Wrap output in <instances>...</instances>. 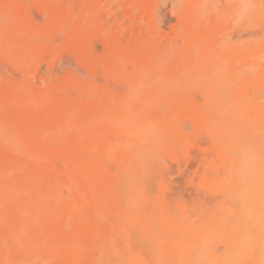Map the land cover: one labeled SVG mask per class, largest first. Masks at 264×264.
I'll return each mask as SVG.
<instances>
[{
  "label": "rangeland",
  "instance_id": "1",
  "mask_svg": "<svg viewBox=\"0 0 264 264\" xmlns=\"http://www.w3.org/2000/svg\"><path fill=\"white\" fill-rule=\"evenodd\" d=\"M5 5H6V7H5ZM21 6H22V8H21ZM0 12H1V14H3V17L6 16L5 19L9 15L8 16L9 19L7 18V20H4L7 23L3 22L4 23V29L2 30V35L7 36L6 34L10 30H12L10 32H13L12 33L13 35L11 34V37L12 36L13 37L10 39H11V41L12 40L14 41V42L12 41V44L11 43L9 44V45H12V47H14V49H13L14 51L12 50V48L10 51H7L4 49V46L0 45V47L2 48V49L0 48V93H1L0 94V117H1L0 121L1 120L4 121L6 123V125L9 127V128H6L7 126L5 127V125L3 124L4 125L3 128H5L6 131H9L10 132L9 134H13V132H16L18 134L20 133L21 136L23 135V138H21L20 135H18L20 138V139L18 138V140L20 142L10 141V140L7 142V143H10V145H11V143L14 144L11 148L9 147L10 149L5 145L3 146L2 142L0 141V147H1L0 148V158L2 159V160L0 159V164L2 166H4V168H9L11 166L9 164H12V163L16 164L18 166L20 164V167L23 166V168H24V164H25L26 165L25 169L26 168L28 169L29 165H30V167H32L31 169H29L30 172H28L27 170H25V172H22V171H24V169L22 168V171L20 173H18V175L14 176V180H13L14 182H12L14 195H16V196H14V205H13L14 208H13L12 215H11L13 218L12 220L14 221V224H15L14 228L17 230V229H19L18 227H21V229L24 230V232H25L24 238H23V236L21 237V234H20L21 239H19L17 237V235H19V234L15 233L16 237L18 238L17 241H15V239L12 237L13 238V244H18V242H20L19 246L14 245V255L15 256L18 253L20 255L22 254V257L25 256L24 249L26 250L27 249V248H25V247H27L26 245H29V246H32L36 249V251L33 253V257L35 256V258H36L35 264H47V263L50 264L52 261H53L52 262L53 264H58V263L63 264L64 261L66 262V263L64 262V264H76V263L81 264V261H82L81 258L83 259V257H84V263L82 262V264H138L137 261H131V260H129L130 258H126V255L124 254L128 245H131L130 242H136V243H141L143 246V249L145 250V252L143 250L142 257L140 258L142 261V264H149L150 263L149 259L152 260L154 262V264H180V259H181L183 254H182V251H179L177 248L170 249V250L166 249L167 251L163 250V249L160 251L157 250L158 252L156 251L157 255L155 257L153 256V252L155 250L152 252L150 251V245H152L154 243L156 244V246H159L158 244H161V245L162 244H168V243L176 244V242H178L177 238H179L180 233H163L164 235H161L160 233H141V230H140V233H125L126 237H125L124 241L119 243L120 238H118L119 237L118 234H122V233L117 234V233H113L112 231H113V229L116 230L115 228L120 230V227H121V229H122L124 224H123V221L121 219L119 220V222L116 221L117 219H116L115 215L117 214V212L113 213L114 215H112V213H111V211L114 210V206L116 203H115V201L113 202L114 199L113 200L110 199V198H113L112 195H114V192L111 193V191L107 188V181H108L109 174H110L109 169H110V167L111 168L114 167L113 162L110 166H108L107 162L104 163L105 161L104 162L102 161L103 157L100 159V157L95 156L93 158H94L96 163L94 162V164H93L92 163L93 158H89V156L86 155L85 152H83L85 150L86 143H88L90 141V139L100 137L101 139L104 140V138L106 139V137L108 138V137L112 136L111 130L110 131L108 130L109 129V127H107L108 125H106L107 130H105V126L103 128V126H101V124H99V126H97L98 124H96L97 127H95V122L100 117V114L104 113L102 111L107 110V111H105V113L107 112L108 115H110L111 114L110 112H112V110L115 109L116 103H117V101L115 99H117L119 97V95L123 92V89H124L123 81L121 78V74L126 73L124 70H126L127 73H131V69L132 70H136V69L141 70V68L144 72L145 71L147 72L148 70L150 71V73H148L149 72L148 71L146 74V72L143 73V71L141 70L142 77L144 79L143 80L144 84L142 86H143V88L145 86L144 91L146 92L144 97L146 96L145 100H146V98H148L147 99L148 102L150 104H152L150 106H153V103H154V107H156L157 110H158V106L160 104L159 101H162V99H163L164 102L163 101L162 102H163L164 106H162V108L159 109L160 111L158 110V112H160L162 114L164 113L163 116L165 115V111L168 112L169 111L168 109H173V107H175L173 109V111H171L172 113L169 111L171 116L168 114L169 113L168 112L166 114L167 117H164L165 119L169 120V119H171L170 117H173L175 120H178L179 119L178 116L182 117V115H183L182 119H185L186 117H188L189 111H191L192 109H194V111L196 112V114H195L196 116H194L193 119L189 120L190 122H192V124L189 123L190 127L187 129V130L191 131L193 128L194 131L192 130L191 133L189 131H186V130L179 132L176 129V131L179 132V135L175 131L174 136H173L174 138H172L173 140H171L169 142L170 144L168 143L167 146H169V147L171 145L177 144V146L174 145V146L170 147V148L173 147L175 149L172 148L173 150H171L169 148L171 151L175 150V152L173 154H172V152L170 153L172 156L173 155L174 156L172 157L169 154L167 147L164 149V152L166 151L167 155L165 152L162 155H160L161 157L159 156L160 157L159 161L161 162L160 163L161 166L160 165L159 166L162 168L164 167L167 170L168 175H164V177H162V175H157V177H156V174H155L154 175L155 182H152V180H151L152 183H156V184H154L156 187L153 186V184L151 185L153 187V190L159 189L158 191L155 190L153 192V194H155L154 195L155 198L156 199L158 198V199H157V204H156V200L154 199L155 204L152 203L153 208L149 204H147L146 206H147V208H149L150 211L153 210V211H151L152 216H154V214H156L157 212L164 214V215H162V217H164L163 218L164 220L163 219H161L163 221L159 220L160 223H163L165 221V218H166L165 214H168L170 211V206L171 207L173 206V205H170L171 202L169 201V199H170L169 195L171 192L168 191V189L170 190V187L173 188V186L176 187V190H180V189L185 190V187H186V189H189L190 187H192L193 190L196 192L197 188L196 189H194V188L197 187V184L199 182L198 180L203 175L202 171H204V170H201V168L206 169L204 166L206 165V167H208V165H210V163H211L210 160L215 159L214 156H216V152L214 150H216V149L213 148V147H215V145L213 144V147H211V150L209 149L210 146L212 145V143L208 139V135H207L208 133L207 134L205 133V132H208L209 129H211V131H212V129L215 130L214 128H216L217 132L213 131V133L215 132V134H217L216 136H218V141L222 140V141H220L222 144L225 142H226V144L228 143L227 141L231 138L232 135L230 136V134H227V133H231L232 130L236 129V131H235L236 133L234 131H232L234 133V135H236V137L238 135L237 134L238 132H239V134L242 133L240 135H244V137L242 136L243 137L242 141L245 140V141H243V143L246 145L245 151L247 148L251 149L250 151L247 149L249 152L247 151L248 154L246 152L245 155L247 154L246 156H247L248 161H249L248 165L253 166V169L248 166L250 168L251 172H253L254 170L256 171V172L254 171L252 173V175H255L257 173L256 175L261 176L262 174H264V161H263L264 160V139H263L264 138V130H263L264 128H262V127H264V124H263L264 121H262V119H264V116H260V115L264 114V107H263L264 102H262V99L264 100V98H263L264 97V93H263L264 92V88H263L264 85H263V87H261L262 86L261 84H264V77H263L264 76V69H263V67H264V61H263L264 60V54H263L264 53V51H263L264 50V0H0ZM17 13L19 14V16L17 15ZM6 14H8V15H6ZM15 15H16V17H15ZM10 16H11V18H10ZM199 17H201V18H199ZM89 18L91 21L89 20ZM188 18H190V19H188ZM16 19H17V21H16ZM9 20H10V22H9ZM193 21H195V23H193ZM188 22H189V27L187 26L188 29H190L194 25L190 29V31L186 28V25H188ZM196 22H197V24H196ZM10 23H12V24H10ZM9 24L12 26H9ZM77 24H78V27H76ZM207 25H209V26H207ZM213 25H215V26H213ZM21 26H23V27H21ZM98 26L100 27L101 31H100ZM201 26H203V27H201ZM14 27H16V29H14ZM83 27H85V28H83ZM86 27H89V28H86ZM194 27L198 30V31H196V33L191 31ZM7 28H10V30H8ZM30 28L32 29V31H30L31 30ZM195 28L193 30H195ZM181 29H182V31H181ZM186 29H187V31H186ZM38 32H39V35L37 36L36 34ZM81 32L84 34H81ZM182 32H184V34ZM190 32H192V34ZM180 34H182V35H180ZM201 34H204V35H201ZM212 34L214 36H211ZM18 35H20V36H18ZM40 35H42V36H40ZM78 35H79V37H78ZM186 35H187V37H188V35H189V37L191 36V39L189 38V41H190L189 43H188V39L186 40V38L184 37ZM26 36H27V38H26ZM43 36H46V37H43ZM174 36H176V37H174ZM182 36H183V40L185 39L186 41L182 40ZM209 36H211V37H209ZM218 36H219V38H218ZM75 37H78V38H75ZM79 38H81V39H79ZM136 39L138 42L136 41ZM192 39L195 40V43ZM208 40H210V42L206 43V42H208ZM145 41H147V42L145 43ZM198 41L201 42V44L204 46H202ZM253 41L255 43H257V45H259V46L257 47V45ZM130 42H131V44H130ZM133 42H134V44H132ZM250 42L252 45L249 44ZM258 42H261V43H258ZM142 43H144L143 46H142ZM182 43H183V46H181ZM198 43H199V45H198ZM76 44L80 45L79 50L81 49L82 51L77 50V53L76 52L74 53L72 50L69 51L71 49L70 47L72 46V48H74ZM138 44H140L139 47L141 46V48L138 47ZM145 44H147V46H144ZM193 44H197V45L193 46ZM207 44H208V46H207ZM218 44L219 45L223 44V45H221L222 49L220 46H218V47H220L221 51L217 47ZM247 44H248V46H247ZM109 45H111V46H109ZM134 45L136 46L137 49H135ZM148 46H149V50L151 49L150 51L148 50ZM179 46L181 49L179 48ZM198 46L199 47L201 46L202 48L200 47V49H198L197 48ZM244 46H246V47L244 48ZM21 47H23V48H21ZM81 47L82 48L84 47V48L82 49ZM177 47H178V49H177ZM185 47H186V50H185ZM210 47H212L211 48L212 50L210 49ZM213 47H214V50H213ZM124 48L125 49L127 48L128 51L124 50ZM32 49H33V51H32L33 53L31 51H29ZM114 49H115V52H114ZM121 49H122V51H121ZM141 49H143V50L147 49V50H144L145 54L143 53V51ZM152 49L154 51H152ZM197 49H198V51H196ZM209 49H210V51H209ZM239 49H241V50H239ZM85 50H86V52H84V53H86V54L84 55L82 52ZM118 50H119V52H118ZM157 50H159V52ZM176 50H177V52H175V53L177 56L173 53ZM181 50L182 51L184 50L186 52H184V51L182 52ZM191 50H192V52H193V50H195L194 53H192ZM255 50H258V51L255 52ZM3 51H5V52H3ZM111 51L114 54L112 56L110 55V57H109V54L112 53ZM132 51H135L137 53H134ZM205 51H207V54L205 53ZM240 51L242 52V54L243 53L244 54L242 55ZM246 51H248V52H246ZM261 51H263V52L260 53ZM80 52L84 55V58H86L88 55L89 57H87V58L92 60L90 63L86 64V66L87 65L89 66V64L91 66L92 64H94L96 62V66L93 65L94 67L93 66H91V68L89 67L90 68L89 71L87 70L88 68L84 67L85 68V69H83L84 74L81 77L82 79L80 78V81H79V83L83 85L81 87L84 88L85 83H89L88 81H89V79L91 80V78H92V81L94 80V78L98 79L99 83H100L94 89L93 88H85L84 92H83V90H80V88H78L79 86L76 87L74 84L71 83V81H70L71 72L67 68V66L65 67V65H64V61L67 58H70L74 61H78L79 60L78 57L81 54ZM87 52H88V54H87ZM108 52H109V54H108ZM138 52H139V54H138ZM151 52H152V54H151ZM188 52H191V53H188ZM227 52L228 53L230 52L229 53L230 55ZM119 53H121V54H119ZM195 53H197V54L200 53V55L196 54V56H195L194 55ZM215 53H216V55H215ZM238 53H239V55H238ZM118 54H119V56H118ZM173 54L175 56V59H174L175 61L173 60V58H174ZM180 54H181V56H180ZM256 54H259V56L257 57ZM114 55H117V56H114ZM132 55H136V56L139 55V56L136 58L135 56L133 57ZM178 55H179V57H178ZM192 55H194V56L192 57ZM124 56H125V58H124ZM130 56H131V58H130ZM163 56L167 57V59L165 58L166 60H164ZM168 56L170 58H171V56H173V58L171 59L172 62L170 64L167 63V65H169L168 67L164 65L163 69H161V63L160 62H163L162 65L166 64L164 62L168 61ZM201 56H203V58ZM225 56L227 59L225 58ZM239 56H240V58H239ZM117 57L118 58L120 57V59H118ZM132 57H133V60H132ZM194 57H196L195 58L196 62L194 61ZM211 57H213V58L211 59ZM215 57L218 59V61ZM251 57L252 58L256 57V58L252 59ZM96 58H97V60H96ZM184 58H186V59H184ZM188 58H189V60H188ZM249 58H250V60H249ZM89 59H87V62ZM124 59H125V61H124ZM134 59L137 62H135ZM239 59H242L244 61L242 62V60H239ZM254 59H256V60L254 61ZM126 60L128 62H126ZM162 60H164V61H162ZM203 60H205V62ZM221 60H223L224 62H222ZM231 60H232V62H231ZM235 60L237 61V63ZM248 60L250 62H252L253 64H257V65L255 66L252 63H251L252 66L250 65V63L247 65V63H245V62L246 61L249 62ZM259 60H261V61L259 62ZM110 61H111V63H110ZM112 61L113 62L115 61V63H113ZM179 61L182 64H180ZM200 61H202L203 63ZM233 61H235L236 64L233 63ZM262 61H263V63H262ZM85 62H86V60H85ZM168 62H170V59ZM217 62H218V64H217ZM225 62H226V64L224 66L223 63H225ZM134 63L136 64V67H135V65H134V67H132ZM157 63H160V64H157ZM231 63H232V65H231ZM81 64H82V62H81ZM110 64H111V66H109ZM152 64H154V65L156 64V65L160 66V67L157 66L159 69L156 67V65H155L156 70L151 69L152 67L154 68V65L152 66ZM214 64L216 67L217 66L218 67L216 68L214 66ZM221 64H222V68H223L222 71H221ZM233 64H235V66ZM238 64L242 68H240ZM113 65H115L116 67ZM149 65L152 67H150ZM176 65H177V68H176ZM183 65H184V67L186 65L185 69H184ZM205 65L208 66L209 69H208V67H205ZM258 65H259V67H258ZM119 66H122L121 67L123 70L122 73H120L122 70H121V68H119ZM180 66H181V68H180ZM197 66L199 69L197 68ZM227 66H228V69H227ZM233 66H234V68H233ZM247 66L249 67L250 70L248 69ZM261 66H263V67H261ZM95 67H97V68H95ZM111 67H113L114 71L116 70V74L113 70H111L109 72L110 73L112 72V74H114V75L111 74L112 75L111 76L108 73L105 76L104 75L105 72L107 73ZM229 67H230V69H229ZM94 68H95V70H94ZM133 68H136V69H133ZM144 68H145V70H144ZM178 68H179V73H178V70L176 71V69H178ZM214 68H216V70ZM232 68L234 70H232ZM243 68H245L244 69L245 72L246 71L248 72V73L246 72L247 78H244V80H243V77H246V76L243 73L244 71L242 72ZM237 69H240V70H237ZM119 70H120V72H118ZM230 70H232L233 72H231ZM236 70L239 72L235 73ZM258 70H259V72H258ZM155 71H157V72H155ZM170 71H171V73H170ZM186 71H188V72H186ZM89 72H90V74H89ZM180 72L182 74V77H181ZM187 73H188V75H187ZM242 73L244 76H242ZM258 73L260 74V76L258 75ZM117 74H120V75H117ZM183 74H184V76H183ZM220 74H222V76L224 75L223 76V82H225V83L223 85H222L223 82H221V84L219 83V81L222 79V76ZM235 74H237V76ZM238 74H240V75H238ZM252 74H254V78L252 77L253 76ZM89 75H91L92 77ZM148 75H150V76H148ZM212 75L214 77H212ZM232 75L234 76V78ZM66 76L68 77L67 79H66ZM118 76H120L119 79H118ZM151 76L153 78V81H152ZM179 76H180V78H179ZM187 76H189V77L187 78ZM203 76L205 77V79L206 78L207 79L206 80L204 78L201 79V77H203ZM238 76L240 78H238ZM111 77H112V79H110ZM229 77H231V78L228 79ZM106 78L109 80H107ZM116 78L118 79V81ZM167 78H169V79H167ZM176 78H177V80H176ZM197 78H198V80H197ZM68 79H69V81H67ZM83 79L86 81H84ZM120 79L122 81V82L120 81L121 83L119 82ZM154 79H156V83L154 82ZM181 79L184 80V81L182 80L183 82H185L184 84H183V82H181ZM192 79L195 81H193ZM237 79L240 80V83L243 86L238 83L239 80H237ZM256 79H259V80L261 79V81H259V83H257L258 81ZM208 80L212 81V82H210V83H212V85L210 83L203 82V81H208ZM233 80H234V83L236 80L238 81V82L236 81V83H238L237 85H236V83L234 84L237 87L233 86ZM81 81H82V83H81ZM106 81H107V83H106ZM115 81L117 82V84L119 82V84L117 85ZM108 82H109V85H107ZM145 82L148 85H151L150 84L151 82L154 83L155 86L154 85H152V86H153V88L154 87H156V88H154V90H153V88L151 86H147V84ZM167 82H169V83L174 82V83L168 84ZM176 82H177V86H176ZM190 83H191V85L195 83V85H192L190 87ZM202 83H204V88H203ZM218 83H219V86H218ZM156 84H158V85H156ZM160 84H162V85L164 84V85L163 86L161 85V87H160ZM199 84H200V89L198 88ZM206 84L207 85L210 84L209 87H207ZM253 84H255V86L257 85L256 87H254L256 90L251 88L254 86ZM165 85L169 87V88L167 87V90H166ZM183 85H185V86H183ZM238 85H240L239 86L240 88L238 87ZM107 86L111 87L110 92L112 94L109 93V90H108L109 88L107 89ZM157 86H159V87L157 88ZM178 86H180V88H178ZM216 86H218V87H216ZM86 87H89V86H86ZM105 87L107 89L106 93L108 92V95H106L104 93L105 94L104 100H105V97L106 98L108 96L109 97L107 98V100H105L106 103L104 105L105 101L103 100V96H101L102 98L100 97V94L103 92ZM206 87H207V92L204 91L205 95H206L205 96L204 93H202V92H203V90L206 89ZM219 87H220V89H219ZM247 87H248V89H247ZM113 88H114V90H112ZM173 88H174V90L172 91ZM193 88H194V90H196V91L198 90L199 92L195 93ZM244 88L247 89V96H248V93L250 95V92H251L250 96H248V97L245 96L246 91L242 92L243 90H246ZM260 88L262 89L261 93H260ZM120 89H122V91ZM155 89H157V91ZM159 89L161 90V92L159 91ZM181 89H183L182 94H181V92H179ZM211 89H212V91H211ZM216 89H217V92H215ZM234 89H236V90L239 89V90H237V91L235 90L236 92H234ZM251 89H253V90H251ZM101 90H102V92H101ZM115 90H117V91L115 92ZM148 90H149V92H148ZM192 90L194 91L193 94L191 92ZM240 90L242 93H239ZM4 91H5V93H4ZM7 91L9 93H7ZM153 91L155 92V94ZM218 91L219 92L221 91L220 95H219ZM256 91L257 92L259 91L258 92L260 94L259 97H258V93L256 95V93H255ZM36 92L37 93L39 92L40 94H37ZM118 92H120V94ZM165 92H167L166 93L167 95L163 94ZM183 92H184V94H183ZM189 92H190V94H187V97L183 96ZM200 92L202 93V95L200 94ZM262 93H263V95H262ZM3 94H5V95H3ZM172 94H175V95L169 97V95H172ZM194 94H195V96H192ZM213 94L215 95L216 99L217 98L219 99V100H217V102H219V103H217L216 100H211L214 97ZM222 94L224 95V97ZM225 94H228L229 96L226 97ZM11 95H13V97ZM62 95H64L65 97ZM67 95H68V97H67ZM92 95H94V96H92ZM147 95H148V97H147ZM40 96H41V98H40ZM174 96H177V98H178L177 100H175V101H177L176 103H178L180 101L182 102L184 100V102L185 101L186 102L183 104H185V106H186V104H188V107H189V105H190V107L192 106L191 108L189 107L191 110H188L187 106L186 107L183 106V108L185 107V110L182 107H181L182 109H179L180 106L183 105V104L180 105L181 103H179L180 106H178L176 103H174L172 105V108H171V106H169L168 104L170 103V101L175 102L172 100V99H175ZM182 96L184 97V99L182 98ZM204 96H205V98H204ZM219 96H222V97H219ZM239 96L241 97V99H243V102L241 101V99H239L240 98ZM252 96L253 97L257 96V97H255V99L252 100ZM260 96H262V97H260ZM26 97H27V100H26ZM36 97H39V98H36ZM206 97H208V98H206ZM233 97H236V98H234V100H233ZM19 98L21 99V101ZM29 98H30V100H29ZM112 98L115 100L116 103L114 101H112L113 100ZM160 98H161V100H159ZM220 98H222L221 102L223 100L222 103L220 102ZM79 99H83V100L79 101ZM91 99H93L94 101ZM207 99H209L210 105L208 104ZM235 99H236V101H235ZM248 99H250V101ZM44 100H45V103L42 104ZM95 100H96V102H95ZM150 100H152V101H150ZM254 100H256V101H254ZM258 100H259V102H257ZM201 101H202V103H201ZM238 101H241V102L238 103ZM102 102H103L104 106L100 105ZM112 102H113V105L110 107ZM162 102H161V104H162ZM87 103H89V104H87ZM232 103H233V105H232ZM234 103L236 105L239 104V106L238 105L234 106L235 105ZM242 103H244V104H242ZM259 103L262 105V107ZM161 104L159 107H161ZM221 104L224 108H222ZM64 105H65V108H63ZM106 105L109 106L111 109L109 107L105 108ZM199 105L203 106V107H201V109L203 111L201 109H199V107H200ZM230 105L234 106V107H231ZM33 106H34V108H33ZM42 106H43V108H42ZM247 106H248V108H247ZM166 107L168 109H166ZM235 107L237 109H235ZM239 107H240V109H239ZM219 108H220L221 112H219L220 111ZM256 108H258V109H256ZM46 109H48V110L46 111ZM57 109H58V111H56ZM177 109L180 110L181 115L179 114L180 112ZM243 109H244V113H246V116L242 113ZM246 109L247 110L249 109V110L247 111ZM261 109H263V110H261ZM51 110H53V111H51ZM73 110H74V112H73ZM161 110H162V112H161ZM187 110H188V113H187ZM199 110H201L202 112ZM259 110H260V112H259ZM64 111H65V113H64ZM108 111H110V112H108ZM206 111H210V113H212V115H214V116L213 117L207 116L206 114L203 113ZM215 111H216V113H215ZM261 111H263V113ZM46 112L49 113V116H48V114L46 116ZM59 112H60V114H59ZM23 113H24V115H23ZM215 114H218L219 116H217ZM176 115H177V117H176ZM203 115L204 116L206 115L205 117H209L210 120L214 119V124L212 122V125H214L212 127H214V128H210L211 122L208 123V127L206 128L207 131L204 129V127H201L200 124L195 123V122H197V116L199 117L198 119H200L201 117L205 118ZM208 115H210V114L208 113ZM222 115L224 116V118L222 117ZM225 115H226V118H225ZM227 115L230 117V119L228 121H227V118H229V117H227ZM216 116L218 118H220L221 120L225 119V120H223V124H222L221 120L218 121V118ZM239 116H241L242 119ZM247 116H248V118H247ZM257 116H259V117H257ZM40 117H42V119H40ZM83 117H85V118H83ZM96 117H97V119H96ZM5 119H6V121H5ZM252 119H254V120H252ZM258 119H260V120H258ZM33 120H34V122H33ZM192 120H194V121H192ZM234 120H235V123H234ZM246 120H247V122H246ZM248 120H250V121H248ZM31 122H33V123H31ZM51 122H54V123H51ZM207 122H209V121H207ZM219 122L221 123V125ZM232 122H233V124H232ZM253 122L255 125L253 124ZM42 123H43V126L41 125ZM215 123H217V125H215ZM240 123H241V125L242 124H244V125L241 126ZM259 123H260V125H259ZM105 124H107V123H105ZM228 124L230 125L231 128L226 127V126H229ZM40 125H41V127H39ZM192 125H193V127H192ZM198 125L200 126V128ZM223 125H224L225 129H224V127H222ZM248 125H249V127H248ZM256 125H258V126H256ZM218 126H220V128ZM28 127L32 128V129L29 128L30 129L29 130ZM257 127H258V129H257ZM198 128L200 129L199 133H198ZM226 128H228V129H226ZM246 128H247V130L249 129L251 131H249V130L246 131ZM254 128L257 130H255ZM195 129H196V131H195ZM219 129H221L222 131L221 130L219 131ZM229 129H231V130H229ZM10 130H12L13 132ZM41 130H42V132H41ZM224 130H227L226 134L230 136L229 138H227L228 137L227 135H226L227 137L225 136ZM242 130H244V131H242ZM103 131H104L105 135H104ZM185 131H186V133L189 132V133H187L188 136L190 137L189 139H188V136L185 135V133H184ZM218 131L221 134V136L219 135ZM257 131H259L260 133H258ZM202 132H203V135H202ZM250 132H254V133L249 134ZM66 133H67V135H66ZM180 133L182 136L180 135ZM34 135H36V136H34ZM74 135H75V137H74ZM183 135H184V139L182 138ZM204 135L207 137L205 138ZM31 136H33V137H31ZM79 136L82 137V140H79L80 139ZM180 136H181L182 140L180 139ZM201 136H204V138H202L203 141H204V139H206V141H204L205 143L206 142L208 144L211 143V145L209 144L210 146H207L208 145L207 143H206L207 145L202 144L203 143L202 140L200 141L202 143L198 142V140L201 138ZM224 136L227 139V140L225 139L226 141L224 140ZM177 137H179V138L177 139ZM185 137L187 139H185ZM254 138L255 139L257 138V139L255 140ZM41 139H43V140H41ZM179 139H180V141H179ZM195 139H196L197 144L199 143L205 147L206 146L209 147L208 150H210L211 153H212V148H213V152H215L214 153L215 155L212 153V156L213 155L214 156L210 159L211 156H209L207 154L209 156L210 160L208 161V156H206L207 160L205 157L203 160L200 161L201 168H200V165L198 163H196L195 164L196 167L194 166V169L191 168L192 169L190 172L191 174H188V173H185V170L179 169L180 168L179 164L181 161L179 160L180 161L179 162L176 159H180V157H183L184 158L183 162H186V164L183 163L181 165V168L183 167V165L188 167V165L190 164V162H192V160H190L189 157L187 158V156H184V155L186 154V151H190L189 150L190 148H191V150L194 149L193 146H195V144H196ZM260 139L261 140L263 139V140L261 141ZM35 140H36V142H34ZM103 140L101 141V143H103ZM172 141H173V143H172ZM181 141H182V143H181ZM251 141H252V143H251ZM259 141H261V142H259ZM178 143H179V146H178ZM190 144H192V145H190ZM197 144H196V147H199L202 149V150L199 149V150H201L200 153L207 152V148H203L202 145L200 146L199 144L197 146ZM183 145H184V147H183ZM178 147H179V149H177ZM79 148H80V150L82 149V152L84 154L82 152H79L80 151ZM74 150H76V152ZM194 150L196 152H198L197 148ZM19 151H20V153H19ZM210 151H208V152L210 153ZM30 152L32 153V155L33 154L34 155L32 156ZM250 152H251V154H249ZM23 153L25 154V156ZM79 153H81L80 156H82V157H78ZM176 153L179 154L178 158H175V156L177 157ZM252 153H253V155H252ZM36 154H38V155H36ZM255 154L258 158L255 156ZM84 155L87 156V159H86V157H83ZM71 156H74V159H72ZM70 157H71V159H70ZM77 157L80 160L86 159V161L88 160L89 162L85 161L86 163H84L83 162L84 160L80 161L79 159H77ZM249 159H252V160H249ZM76 160H77V162H76ZM155 160H158V159H155ZM11 161H12V163H10ZM65 161H67L68 164L70 163L71 168H69L67 166V163L65 164ZM74 161H75V163H74ZM79 161H80V163H79ZM177 161L179 162V164H176ZM250 161H252V162H250ZM3 162L6 163V165ZM162 162L164 163V165H162L163 164ZM188 162H189V164H188ZM77 163L80 164L79 166H81L84 163L82 165L83 166L82 168H84V165H85L86 166L85 168L88 171L85 170L86 172L84 171L85 172L84 173L82 171L84 169H82L81 167L80 168L82 170L81 169L77 170V169H79L77 167L78 165L76 166ZM88 163H90V164L88 165ZM203 163H204V165L202 166ZM98 164L99 165L101 164L100 167H103V166L106 167V165L109 167V168L107 167L108 168L107 171L109 173L107 171L102 172L103 174L105 172V174L107 176L104 174L103 177L101 178L102 174L100 173L101 172L100 170H102V169H100V167H99V171H100L99 172L100 177H99L98 166H97ZM167 165L169 168L167 167ZM177 165H179V166H177ZM198 165H199L200 169L197 167ZM73 167L75 169H72ZM87 167H89V169ZM105 167H103V168H105ZM183 168H186V167H183ZM172 169H175V171ZM186 169H188V168H186ZM196 169H197V172L195 171ZM66 171H68V172H66ZM69 171H72V172H69ZM78 171L79 172L81 171V172L78 173ZM95 171H97V172H95ZM172 171H174V172L172 173ZM180 171H182V173ZM199 171L202 172V175L200 174L201 172L198 173ZM258 171L261 172L260 173L261 175L258 174L259 173ZM193 172H195L194 177L191 176V175H193ZM178 173L181 176H179ZM62 174H63V177H62ZM171 174H172V176H171ZM182 174H183L184 178L182 177ZM186 174L189 175L190 177L186 176ZM196 175L200 176V177L199 178L197 177L198 180L195 181L196 182V186H195L194 185L195 183H193L194 179L192 180L191 177L195 178ZM69 176H71V177H69ZM87 177L88 178L90 177V179L92 178L93 181L89 180ZM32 178H34V179H32ZM71 178H72V180H71ZM162 178H163L162 181H164V183L161 182L160 185L157 184L161 181L160 179H162ZM164 178L166 179V181L168 180L169 183L170 182H171V184L174 183L173 186L169 185L170 187L168 189L162 190V192L166 190L165 192H163L165 194V196H166V193L168 192L167 197H169V198H166L167 200H165V201L163 200V198H161L162 193L160 192L161 189L165 187L164 184L166 181ZM84 179H85V181H84ZM100 179L103 180V182H101ZM152 179H153V176H152ZM183 179H185V180H183ZM35 180H37V181H35ZM69 180L73 183H72V186H70L68 189L67 187L69 185H71V184H69L70 183ZM158 180H160V181L158 182ZM63 181H64V183H63ZM86 181H87V184H86ZM23 182H24V184L20 185V183H23ZM25 183H28V184H25ZM55 183L58 185H55ZM169 183H166V186H168ZM74 184H75V187H73ZM162 184H163V186H162ZM60 185L62 187H60ZM183 185H185V186H183ZM19 186H21V187H19ZM92 186H94V187L97 186V187L94 188ZM30 187H32V189ZM33 187H34V189H33ZM72 187H73V190H75L76 192L72 190ZM93 188H94V190H93ZM192 188H190V189H192ZM53 189H56L57 191H55ZM95 189H96V191H95ZM198 189L202 190L200 188H198ZM198 189H197V191H198ZM59 190L61 191L60 193L58 192ZM37 191H38V193H37ZM51 191L53 194L51 193ZM94 191L96 192V195L93 194V193H95ZM97 191H98V193H97ZM15 192H16V194H15ZM107 192H108V194H107ZM20 193H23L22 195H24L25 198L24 197L21 198L22 195ZM69 193H70V195H69ZM80 193H81V195L82 194L83 195L81 196ZM104 193H105V195H104ZM35 194H36V196H41L42 200L44 199L43 197H48V196H50V198H52V199L49 201H48V199H50V198L44 199L45 201H47L46 202L47 205L44 203L45 202L44 200L41 202L42 205L40 203H39L40 205H38L37 204L38 198L37 197L35 198ZM59 194L61 195L60 196L61 199H63L65 196L68 195L69 201H70L69 202L70 207H68L69 206L68 205L67 208H64L67 205L66 201L68 198L65 199L66 198L65 197L64 200H66V201L64 202V200H62L63 201L62 202L61 199H58ZM55 196H56V198H55ZM109 196H110V198H109ZM82 197H87L88 202L84 201V203H83L81 201V203H82L81 204L79 201ZM95 197H97V198H95ZM103 197H105V198L108 197L110 199V200L107 199V201L111 202V203L108 202V204H111V206L109 205V207H111V209L106 207L108 205L107 203H106L107 205H105V207H103L105 202H106V201H104L106 199ZM41 198L39 197V200ZM76 198H77V200H74V202L75 201H78V202L77 203L75 202V206H74L75 209H78L80 211L81 210L85 211V213H88V210L91 209L93 214L94 215L96 214L95 215L96 217H95V216H93L92 212L90 211L91 214H89V216L87 214L84 217V212H83L81 214V217L83 216L82 217L83 221L80 222L81 226L78 225V227L76 226L77 225L76 219L78 217L76 218L74 216L75 214H72V212L74 211V213H76V215L78 213H77V211L75 212L74 208H73L74 210L72 209L73 211L71 212V208L74 205L73 199H76ZM102 198H103L104 204L101 203V202H103L101 200ZM33 199H37V200L33 201ZM56 199L59 200V201L57 200L59 203L56 201ZM160 199H162V201H164V204L162 203V201H161L162 205L159 204ZM158 200H159V202H158ZM35 201H37L36 205L34 204ZM85 202H87L88 205H86L87 203H85ZM169 202H170V204H169ZM60 203H62V205H64V206H61V208H58L59 207L58 204H60ZM55 204H56V207L54 208ZM76 204H78V207L79 206L80 207L76 208L77 207ZM29 205H31V207ZM45 205L49 206V207H46ZM90 205H91V208H90ZM148 205L151 206L152 209H150V207H148ZM157 205H159L158 206L159 208L161 206H163L164 207L163 210H161L162 208H160V210H159ZM35 206L37 207V213H38V214H34L35 216H37L36 218H35V216L33 217V214H32L33 211L34 212L36 211ZM43 206H45V208H43ZM117 207L118 206H116L114 211H116ZM138 207H143V205L138 206ZM134 208L138 209L136 207H134ZM157 208H158V210H157ZM14 209L16 211H14ZM55 209H57V210L55 211ZM140 209H142V208H139V210ZM165 209H166V212L164 211ZM167 209H169V210H167ZM109 210H111V211H109ZM139 210L138 211L135 210V212L137 213V212H139ZM171 210H172V208H171ZM18 211L21 213V216L23 214H26V215L25 216L23 215L22 217H20V214ZM144 211L146 213L149 212L148 209H147V211L146 210H144ZM155 211H156V213H155ZM30 212L32 215L30 214ZM45 212H48L53 217L58 215L59 220L57 219L58 216H56L55 217L56 222H54L53 221L54 218L51 217V219H49L50 216H48V218H47V216H45V215H49V214H45ZM131 212L133 214L135 213L132 211V209L130 211V214H131ZM190 212H193V210L190 211V209H189V213ZM28 213H29V215H28ZM151 213H148V215L150 214L149 216H151ZM53 214H55V215H53ZM98 214H100V215H98ZM103 214H105V216ZM193 214H194V212H193ZM193 214L190 215L191 218L193 220H194V218L197 220V217H194L195 214L194 215ZM39 216H41V217H39ZM72 216H74L75 218L71 219ZM97 216H98V218H97ZM31 217L35 219L36 223H35L34 219H32ZM81 217H79V218H81ZM86 217L88 219H86ZM113 217H114V220H112ZM94 218L95 219L97 218V219L95 220ZM45 219H46V221H45ZM134 219H140V217L139 218L136 217ZM50 220L53 221L54 225H52V223H50V222L48 223V221H50ZM80 220L81 219H79V221ZM31 221H32V224H29ZM58 221H60V222H58ZM79 221H78V223H79ZM90 221H91V223H93L94 225L97 226V228L96 227L94 228V231H93L94 233H87L86 232L87 227L90 224ZM134 221H136V220H134ZM42 222H43V224H41ZM44 222H46L45 224H47V227L45 226ZM16 223H17V225H16ZM55 223H56V226H55ZM58 223L60 225H58ZM119 223H121V224H119ZM193 223H194V221H193ZM34 224L36 225L35 227H34ZM38 224H41V226ZM50 224L53 226L52 229H50V227H51V226H49ZM83 224H86V225L82 226ZM38 226H40L41 229H39ZM42 226L45 227V229H46V230L44 229L45 232H44ZM57 226H59L60 228L59 227L57 228ZM68 226H70L69 233H68V228H69ZM37 227H38V229H36ZM76 228L77 229L80 228V231H85V233L84 232L80 233V231L77 230ZM81 228L84 230H81ZM71 229L73 231L72 235L70 233ZM75 229H76V232H75ZM40 230H42L44 233L42 231H41V233H39ZM99 230H100V232H99ZM6 234L10 235V233H6ZM6 234L3 233L4 237L6 236L7 238H9V236H7ZM109 234L110 235L113 234V235L110 236ZM70 235L72 236L71 239H69ZM95 235H96V237H95ZM116 235L118 237H116ZM77 236H78V238H77ZM93 237H94V239H93ZM85 238H87V239H85ZM112 238H114V239H112ZM108 239L109 240L112 239V240H110L111 243ZM63 240H65V241H63ZM14 241H15V243H14ZM70 241H72V242L76 241V243H78L77 245L80 248L79 252L74 254V252H76V251L71 249V245H74V244H71ZM105 241H107V242L109 241V243L107 244V243H105ZM101 243L104 245L102 246ZM115 243L119 244L116 246L118 249H121L119 251L123 250V252L119 253V251H117L115 253V255H113L114 257L111 256V258H107L104 260L102 259L103 261L100 262V256H99L100 252L102 253V251L107 250L106 248L108 247V245L110 247L111 244L113 245ZM22 245H23V249L20 247ZM48 245L51 246L50 248L56 246V248H52L53 249L52 254L55 253L56 255L54 254L55 255L54 257H53V255H51L52 256L51 262H47L48 260L46 262L43 261L44 254H45L44 248H46ZM83 245H85V246H83ZM83 247H85V248H83ZM109 247H108V249H109ZM66 248H67V250H66ZM85 249H86V251H85ZM54 250H55V252H54ZM19 251H22L23 253H20ZM61 253H62V255H61ZM77 254H79V255H77ZM65 255H66V258H65ZM72 255L75 257H73ZM56 256H57V259L55 260ZM85 257L87 259H89L90 261L87 260ZM77 258H79L81 261L78 260ZM48 259H50V258H48ZM58 259H61V261ZM63 259H64V261H63ZM91 261H92V263H91Z\"/></svg>",
  "mask_w": 264,
  "mask_h": 264
},
{
  "label": "bare ground",
  "instance_id": "2",
  "mask_svg": "<svg viewBox=\"0 0 264 264\" xmlns=\"http://www.w3.org/2000/svg\"><path fill=\"white\" fill-rule=\"evenodd\" d=\"M3 2V1H2ZM4 5V4H3ZM51 5V4H50ZM5 7H6V5H5ZM21 8H22V6H21ZM6 11V10H5ZM6 13V12H5ZM64 13V12H63ZM16 14V13H15ZM61 14V13H60ZM6 15H8V14H6ZM17 15L19 16V14L17 13ZM9 16V15H8ZM8 16H7V18H8ZM62 16V15H61ZM195 16V15H194ZM5 17L6 16H4L3 17V14H1V12H0V45L1 46H4V49L5 50H7V51H10L11 50V48H12V50L14 49V47H12V45H9L10 43L12 44V41H11V39L10 38H12L11 37V34L13 33V32H10V31H12V30H10V28H7L8 30H10L6 35L7 36H3L2 35V30L4 29V23L3 22H5L4 20H7V18L5 19ZM15 17H16V15H15ZM87 17V16H86ZM203 17V16H202ZM10 18H11V16H10ZM58 18V17H57ZM93 18V17H92ZM198 18V17H197ZM199 18H201V17H199ZM9 19V18H8ZM13 19V18H12ZM87 19V18H86ZM188 19H190V18H188ZM11 20V19H10ZM10 20H9V22H10ZM21 20V19H20ZM89 20H90V18H89ZM97 20V19H96ZM14 21V20H13ZM16 21H17V19H16ZM84 21V20H83ZM88 21V20H87ZM91 21V20H90ZM82 22V21H81ZM80 22V23H81ZM5 23H7V22H5ZM19 23V22H18ZM85 23V22H84ZM193 23H195V21H193ZM10 24H12V23H10ZM9 24V26H12V25H10ZM83 24V23H82ZM86 24V23H85ZM186 24V23H185ZM196 24H197V22H196ZM23 25V24H22ZM89 25V24H88ZM93 25V24H92ZM193 25V24H192ZM200 25V24H199ZM198 25V26H199ZM8 26V27H9ZM75 26V25H74ZM84 26V25H83ZM189 27V22H188V25H186V28L188 29V27ZM194 26V25H193ZM192 26V27H193ZM197 26V27H198ZM207 26H209V25H207ZM213 26H215V25H213ZM217 26V25H216ZM17 27V26H16ZM16 27H14V29H16ZM21 27H23V26H21ZM76 27H78V24H77V26ZM99 27V26H98ZM191 27V28H192ZM201 27H203V26H201ZM83 28H85V27H83ZM86 28H89V27H86ZM190 28V29H191ZM195 28V27H194ZM193 28V29H194ZM208 28V27H207ZM6 29V28H5ZM12 29V28H11ZM31 29V28H30ZM70 29V28H69ZM99 29H100V27H99ZM187 29H186V31H187ZM190 29H188L189 31H190ZM191 30V31H193V32H195L196 33V31H198L196 28H195V30ZM7 30V31H8ZM71 30V29H70ZM92 30V29H91ZM30 31H32V29L30 30ZM38 31V30H37ZM72 31V30H71ZM80 31V30H79ZM85 31V30H84ZM100 31H101V29H100ZM180 31V30H179ZM181 31H182V29H181ZM205 31V30H204ZM217 31V30H216ZM19 33V32H18ZM17 33V34H18ZM25 33V32H24ZM77 33V32H76ZM79 33V32H78ZM180 33V32H179ZM183 34H184V32H182ZM191 34H192V32H190ZM202 33V32H201ZM22 34V33H21ZM26 34V33H25ZM72 34V33H71ZM81 34H84V33H82L81 32ZM91 34V33H90ZM207 34V33H206ZM217 34V33H216ZM13 35V34H12ZM37 36L39 35V32L36 34ZM80 35V34H79ZM79 35H78V37H79ZM87 35V34H86ZM180 35H182V34H180ZM196 35V34H195ZM201 35H204V34H201ZM200 35V36H201ZM208 35V34H207ZM18 36H20V35H18ZM17 36V37H18ZM40 36H42V35H40ZM71 36V35H70ZM83 36V35H82ZM206 36V35H205ZM211 36H214L213 34L211 35ZM211 36H209V37H211ZM22 37V36H21ZM43 37H46V36H43ZM78 37H75V38H78ZM85 37V36H84ZM174 37H176V36H174ZM185 38H186V40L188 39V43L190 42L189 41V38L191 39V36L189 37V35H188V37H187V35L186 36H184ZM193 37V36H192ZM20 38V37H19ZM26 38H27V36H26ZM109 38V37H108ZM111 38V37H110ZM218 38H219V36H218ZM14 39V38H13ZM79 39H81V38H79ZM141 39V38H140ZM177 39V38H176ZM194 39V38H193ZM192 39V40H193ZM197 39V38H196ZM209 39V38H208ZM216 39V38H215ZM18 40V39H17ZM144 40V39H143ZM149 40V39H148ZM147 40V41H148ZM173 40V39H172ZM171 40V41H172ZM182 40H183V36H182ZM185 40V39H184ZM183 40V41H184ZM185 40V41H186ZM136 41H137V39H136ZM147 41H145V43L147 42ZM151 41V40H150ZM194 41V43H195V40H193ZM206 41V40H205ZM14 42V41H13ZM39 42V41H38ZM111 42V41H110ZM118 42V41H117ZM138 42V41H137ZM136 42V43H137ZM142 42V41H141ZM144 42V41H143ZM182 42V41H181ZM199 42V41H198ZM210 42V40H208V42H206V43H209ZM254 42V41H253ZM29 43V42H28ZM187 43V42H186ZM187 43V44H188ZM200 44H201V42H199ZM199 43H198V45H199ZM205 43V44H206ZM221 43V42H220ZM219 43V44H220ZM255 43V42H254ZM258 43H261V42H258ZM27 44V43H26ZM82 44V43H81ZM84 44V43H83ZM110 44V43H109ZM130 44H131V42H130ZM132 44H134V42L132 43ZM141 44V43H140ZM140 44H138V47H139V45ZM143 44L144 43H142V46H143ZM185 44V43H184ZM217 45V47L218 46H220L221 47V45H223V44H221V45ZM249 44H251V42L249 43ZM256 45H257V43H255ZM42 45V44H41ZM71 45V44H70ZM195 45H197V44H193V46H195ZM202 45V44H201ZM252 45V44H251ZM263 45V44H262ZM40 46V45H39ZM109 46H111V45H109ZM133 46V45H132ZM135 46V45H134ZM144 46H147V44H145ZM154 46V45H153ZM181 46H183V43H182V45ZM192 46V45H191ZM202 46H204V45H202ZM207 46H208V44H207ZM247 46H248V44H247ZM259 45H257V47H258ZM18 47V46H17ZM20 47V46H19ZM34 47V46H33ZM79 47H80V45H78V44H76L75 45V47L74 48H72V46L69 48L70 50L69 51H73L74 53L76 52L77 53V50L78 51H82L81 49L79 50ZM175 47V46H174ZM190 47V46H189ZM188 47V48H189ZM201 47V46H200ZM200 47L198 46L197 48L198 49H200ZM206 47V46H205ZM215 47V46H214ZM214 47H213V50H214ZM220 47H218L219 48V50L221 51V49H222V47H221V49H220ZM246 46H244V48H245ZM255 47V46H254ZM1 48V47H0ZM21 48H23V47H21ZM30 48V47H29ZM36 48V47H35ZM82 48V47H81ZM84 48V47H83ZM82 48V49H83ZM123 48V47H122ZM139 48H141V46L139 47ZM144 48V47H143ZM147 48V47H146ZM176 48V47H175ZM179 48H180V46H179ZM187 48V49H188ZM192 48V47H191ZM202 48V47H201ZM204 48V47H203ZM207 48V47H206ZM212 47H210V49H211ZM217 48V49H218ZM249 48V47H248ZM252 48V47H251ZM262 48V47H261ZM2 49V48H1ZM41 49V48H40ZM135 49H137L136 48V46H135ZM158 49V48H157ZM174 49V48H173ZM177 49H178V47H177ZM181 49V48H180ZM194 49V48H193ZM198 49L196 50V51H198ZM210 49H209V51H210ZM88 50V49H87ZM124 50H127V48L125 49L124 48ZM133 50V49H132ZM142 51H143V53L145 54V52H144V50H147V49H141ZM148 50H149V46H148ZM151 50V49H150ZM149 50V51H150ZM185 50H186V47H185ZM212 50V49H211ZM218 50V51H219ZM239 50H241V49H239ZM254 50V49H253ZM260 50V49H259ZM262 50V49H261ZM14 51V50H13ZM29 51H33V49L32 50H29ZM121 51H122V49H121ZM128 51V50H127ZM141 51V52H142ZM152 51H154L153 49H152ZM158 52H159V50H157ZM180 51V50H179ZM182 51V50H181ZM184 51V50H183ZM182 51V52H183ZM190 51V50H189ZM194 51L195 50H193V52H192V50H191V52L192 53H194ZM202 51V50H201ZM216 51V50H215ZM243 51V50H242ZM256 51H258V50H255V52ZM264 51V50H263ZM263 51H261L260 53H262ZM3 52H5V51H3ZM72 52V53H73ZM84 52H86V50L85 51H83L82 53L85 55L86 53H84ZM112 52V51H111ZM114 52H115V49H114ZM118 52H119V50H118ZM126 52V51H125ZM132 52H134V53H137V52H135V51H132ZM161 52V51H160ZM175 52H177V50L176 51H174L173 53L176 55V53ZM181 52V53H182ZM184 52H186V51H184ZM191 52H188V53H191ZM241 52V51H240ZM246 52H248V51H246ZM33 53V52H32ZM81 53V52H80ZM80 54V56L78 57L79 58V60L78 61H74V60H72V59H70V58H67L65 61H64V65H65V67L67 66V68L70 70V72H71V78H70V81H71V83L72 84H74L76 87H78V88H80V90H83V92H84V89L85 88H96L97 86H98V84H100L99 83V80L98 79H95L94 78V80L92 81V78H91V80L89 79V83H85V85L86 86H89V87H86L85 85H84V88L83 87H81V86H83L82 84H80L79 83V81H80V78L82 77V75L84 74V71H83V69H85L84 67H86V68H88L87 70L89 71L90 70V68H91V66H96V62L94 63V64H92L91 66H90V64H89V66L87 67L86 66V64H88V63H90L92 60L91 59H89V58H87V57H89L88 55H87V57L86 58H84V55L83 54ZM133 53V54H134ZM156 53V52H155ZM205 53L207 54V51H205ZM222 53V52H221ZM228 53V52H227ZM230 53V52H229ZM228 53V54H229ZM10 54V53H9ZM87 54H88V52H87ZM108 54H109V52H108ZM114 53L112 52L111 54H109V57H110V55L112 56ZM116 54V53H115ZM119 54H121V53H119ZM119 54H118V56H119ZM124 54V53H123ZM122 54V55H123ZM138 54H139V52H138ZM151 54H152V52H151ZM163 54V53H162ZM174 54H173V56H174ZM178 54V53H177ZM196 54L197 53H195L194 55L196 56ZM204 54V53H203ZM234 54V53H233ZM241 54H242V52H241ZM244 54V53H243ZM242 54V55H243ZM264 54V53H263ZM186 55V54H185ZM191 55V54H190ZM194 55H192V57L194 56ZM197 55H200V53H198ZM205 55V54H204ZM203 55V56H204ZM215 55H216V53H215ZM230 55V54H229ZM232 55V54H231ZM238 55H239V53H238ZM237 55V56H238ZM255 55V54H254ZM257 55V57L259 56V54H256ZM28 56V55H27ZM78 56V55H77ZM114 56H117V55H114ZM127 56V55H126ZM133 57L135 56L136 58L139 56V55H132ZM145 56V55H144ZM160 56V55H159ZM173 56H171V58L168 56V61H169V59H170V62H168V61H165L164 63H166V64H163L162 65V63L163 62H160L161 63V69H163V66L165 65V66H169V65H167V63L168 64H170L172 61H171V59L173 58ZM177 56V55H176ZM180 56H181V54H180ZM203 56H201L202 58H203ZM212 56V55H211ZM214 56V55H213ZM233 56V55H232ZM236 56V57H237ZM241 56V55H240ZM240 56H239V58H240ZM123 57V56H122ZM133 57H132V60H133ZM164 57V56H163ZM178 57H179V55H178ZM183 57V56H182ZM245 57V56H244ZM250 57V56H249ZM261 57V56H260ZM263 57V56H262ZM84 58V59H83ZM118 58V57H117ZM124 58H125V56H124ZM130 58H131V56H130ZM135 58V59H136ZM141 58V57H140ZM167 59V57H164V60H166ZM181 58V57H180ZM187 58V57H186ZM186 58H184V59H186ZM196 57H194V61L196 62V59H195ZM201 58V59H202ZM205 58V57H204ZM207 58V57H206ZM213 57H211V59H212ZM216 58V57H215ZM219 58V57H218ZM225 58H226V56H225ZM252 58V57H251ZM253 58H256V57H253ZM252 58V59H253ZM87 59H89L88 60V62H87ZM118 59H120V57L118 58ZM127 59V58H126ZM134 59V61L135 62H137L136 60ZM143 59V58H142ZM154 59V58H153ZM163 59V58H162ZM175 59V56H174V58H173V60ZM182 59V58H181ZM217 59V58H216ZM227 59V58H226ZM26 60V59H25ZM85 60H86V62H85ZM96 60H97V58H96ZM100 60V59H99ZM107 60V59H106ZM123 60V59H122ZM158 60V59H157ZM161 60V59H160ZM159 60V61H160ZM164 60H162V61H164ZM183 60V59H182ZM188 60H189V58H188ZM206 60V59H205ZM205 60H203L204 62H205ZM239 60H242V59H239ZM249 60H250V58H249ZM248 60V61H249ZM256 59H254V61H255ZM108 61V60H107ZM124 61H125V59H124ZM133 61V62H134ZM175 61V60H174ZM181 61V60H180ZM180 61H179V63H180ZM217 61H218V59H217ZM222 62H224L223 60H221ZM236 61V60H235ZM235 61H233V63H235ZM244 60H242V62H243ZM261 60H259V62H260ZM264 61V60H263ZM263 61H262V63H263ZM29 62V61H28ZM81 62H82V64H81ZM113 62V61H112ZM126 62H128L127 60H126ZM131 62V61H130ZM157 62V61H156ZM191 62V61H190ZM200 62H202V61H200ZM199 62V63H200ZM210 62V61H209ZM221 62V63H222ZM230 62V61H229ZM231 62H232V60H231ZM239 62V61H238ZM109 63V62H108ZM110 63H111V61H110ZM113 63H115V61L113 62ZM112 63V64H113ZM120 63V62H119ZM141 63V62H140ZM153 63V62H152ZM160 63H157V64H160ZM178 63V64H179ZM198 63V62H197ZM196 63V64H197ZM203 63V62H202ZM236 63H237V61H236ZM235 63V64H236ZM240 63V62H239ZM245 63H247V65L250 63V65H251V63L252 62H245ZM107 64V63H106ZM126 64V63H125ZM128 64V63H127ZM132 64V63H131ZM130 64V65H131ZM148 64V63H147ZM180 64H182V63H180ZM179 64V65H180ZM217 64H218V62H217ZM220 64V63H219ZM225 64H226V62L225 63H223V65L225 66ZM228 64V63H227ZM235 64H233L234 66H235ZM253 64V63H252ZM83 65V66H82ZM124 65V64H123ZM129 65V66H130ZM134 65H135V67H136V64L134 63L133 64V66L132 67H134ZM154 64H152V66H153ZM156 65V64H155ZM155 65H154V68L152 67V66H150V67H152L151 69H153V70H156V67L158 66V65H156V67H155ZM198 65V64H197ZM201 65V64H200ZM231 65H232V63H231ZM239 65V64H238ZM253 65H257V64H253ZM93 66V67H94ZM108 66V65H107ZM109 66H111V64L109 65ZM108 66V67H109ZM113 66H115V65H113ZM148 66V67H149ZM199 66V65H198ZM198 66H197V68H198ZM214 66H215V64H214ZM223 66V67H224ZM234 66H233V68H234ZM237 66V65H236ZM242 66V65H241ZM252 66V65H251ZM83 67V68H82ZM90 67V68H89ZM116 67V66H115ZM122 66H119V68H121ZM126 67V66H125ZM124 67V68H125ZM131 67V66H130ZM139 67V66H138ZM141 67V66H140ZM158 67H160V66H158ZM157 67V68H158ZM183 67H184V65H183ZM196 67V66H195ZM201 67V66H200ZM205 67H208V66H206L205 65ZM216 67V66H215ZM218 67V66H217ZM216 67V68H217ZM238 67V66H237ZM239 67H240V65H239ZM248 67V66H247ZM258 67H259V65H258ZM261 67H263V66H261ZM95 68H97V67H95ZM95 68H94V70H95ZM118 68V69H119ZM123 68V69H124ZM176 68H177V65H176ZM180 68H181V66H180ZM186 68V65H185V67H184V69ZM216 68H214L215 70H216ZM232 68V70H234ZM240 68H242V67H240ZM108 69V68H107ZM106 69V70H107ZM116 69V68H115ZM133 69H136V68H133ZM149 69V68H148ZM159 69V68H158ZM199 69V68H198ZM204 69V68H203ZM206 69V68H205ZM208 69H209V67H208ZM222 64H221V71H222ZM227 69H228V66H227ZM226 69V70H227ZM229 69H230V67H229ZM244 69L245 68H243V70H242V72L244 71ZM248 69H249V67H248ZM247 69V70H248ZM263 69H264V67H263ZM86 70V71H87ZM93 70V69H92ZM111 70H113V67H111L110 68V70H108V72L106 73L105 72V76L109 73L110 75L112 74V72L110 73L109 71H111ZM121 70H122V68H121ZM141 70H142V68H141ZM141 70L140 69H136V70H132L131 69V73H127V71L126 70H124L126 73H123V74H121V78H122V81H123V85H124V89H123V92L120 94V92H118L120 95H119V97L117 98V99H115L116 101H117V103L115 102V100L113 99L112 101H114L115 103H116V107H115V109L114 110H112V112H110V111H108V112H110L109 114L110 115H108V113L106 112L105 113V111H107V110H105V111H102V112H104V113H102V114H100V117L97 119V117H96V122H95V127H97V126H99V124H101V126H103V128H104V126H105V130H107V127H109V131L111 130V134H112V136L111 137H106V139L104 138V140L103 139H101L100 137H96V138H93V139H90V141L88 142V143H86V146H85V150L83 151V152H85V154L86 155H88L89 156V158H93V157H95V156H98V157H100V159L103 157V162L104 163H106L107 162V165L108 166H110L111 164H112V162H113V165H114V167L113 168H111L110 167V174H109V178H108V181H107V188L111 191V193H113L114 192V195H112L113 196V198H110V196H109V198L110 199H114L113 200V202L115 201V206H114V210H115V208H116V206H118L117 207V209H116V211H114V210H109V211H111V213H112V215H114L113 213H116L117 212V214L115 215V217H116V221H118L119 222V220L121 219L122 221H123V224H124V226H123V228L121 229V227H120V230L119 229H117V228H115L116 230H114L113 229V233H122V234H118V236L116 235V237H118V238H120V241H119V243H121L122 241H124V239H125V237H126V234L125 233H140V230H141V233H160L161 235H164L163 233H180V236H179V238H177V240H178V242H176V244H174V243H168V244H158L159 246H156V244L154 243V244H152V245H150V251L152 252V251H154L153 252V256L155 257L156 255H157V252L158 251H160V250H170V249H174V248H177L179 251H182V257H181V259H180V264H264V174H260L261 172H259L258 174H260L261 176H258V175H252V173L255 171H253V172H251V170H250V168L249 167H251L252 169H253V166H249L248 165V158H247V154H248V152L251 150V149H246V151H245V147H246V145L243 143V141H245V140H243L242 141V139H243V137H244V135H240V134H242V133H240L239 134V132L237 133L238 135H237V137H236V135H234V133L232 132V131H236V129H234V130H232L231 131V133H227L226 131L227 130H224V132H225V136L227 135V134H230V136H231V138L227 141L228 143L226 144V142L225 143H221L220 141H222V140H219L218 141V136H216L217 134H215V132H217V130H216V128H214V127H212V126H214V125H212V122H213V124H214V119H212V120H210L209 119V117H205L206 115L207 116H211V117H213L214 115H212V113H210V111H206V112H203L204 114H206L204 117L205 118H203V117H201L200 119H198L199 117V115L197 116V122H195V123H198V124H200L201 125V127H204V129L206 130V128L208 127V123H210L211 124V126H210V128H214L215 130H213L212 129V131H211V129H209L208 130V132H205L207 135H208V139L210 140V142L212 143V145H211V143H205L204 141H206V139H204V141L202 140V138H204V136L206 135H204V136H201V138L198 140V142H200L201 140L203 141V143L202 142H200V143H202V144H206L207 146H210V148L209 147H205V146H203L202 144H199L200 146L202 145V147L203 148H207V152H202V153H200V151L202 150L201 148H199V147H196V144H197V142H196V139H195V146H193L194 147V149H196L197 148V150H198V152H196L194 149L193 150H191V148L189 149L190 151H186V154L184 155V156H187V158L189 157L190 158V160H192V162H190V164H189V162H188V167L187 166H184L183 165V167H186V168H188V169H186V168H181V165L183 164V163H185L186 164V162H183L184 161V158L183 157H180V159H176V160H180L179 162H180V164H179V162L177 161L176 162V164H179L180 165V168L179 169H183V170H185V173H188V174H191L190 172H191V170L192 169H194V166H195V164L196 163H198L199 165H200V161L201 160H203L206 156H211L210 157V159L215 155L214 153L216 152V156H214V160H210L209 159V156H208V161L210 160L211 161V163H210V165H208V167H206V165L204 166L206 169H203V168H201V165H200V168H201V170H204V171H202L203 172V175H202V172L201 171H199L198 173H200L202 176L200 177V176H195V178H193L194 177V173L195 172H193V175H191V176H193V177H191L192 178V180L194 181L193 183H195L194 185L196 186V180H198V178H199V182H198V184H197V187H195L194 189H198V188H200V189H202V190H199L198 189V191H197V189H196V192L193 190V188L192 187H190V188H192V189H186V187H185V190L183 189H180V190H176V187H174L173 185H174V183L173 184H171V182L169 183L168 182V180L166 181V179H165V184H164V186L166 187H164V188H162L161 189V195L163 196H161V198H163V200L165 201V200H167L166 198H169V197H167V193H166V196H165V194L163 193V192H165V191H163L162 192V190H164V189H168L171 185L173 186V188L172 187H170V190L168 189V191H170L169 193H170V199H169V201L171 202V204H170V202H169V204L170 205H173L172 207L170 206V211H169V213L168 214H165L166 215V218H165V221L163 222V223H160V221L159 220H161V219H163L164 217H162V215H164V214H162V213H156V211L158 210V206L159 205H157V210L155 211V213L157 214H154V216H152V213H151V211H153V210H149V208H147V204H149V205H151L152 206V203L153 204H155V202H154V199L156 200V204H157V199L155 198V194H153V192L155 191V190H157V189H155V190H153V187L151 186L152 184H153V186H155L154 184H156V183H152V182H155V178H154V175L156 174V177H157V175H162V177H164V175H168L167 174V170L163 167H160L161 166V162L159 161V159H160V155H162L163 153H165L164 152V149L167 147L168 148V152H169V154L172 152V154L175 152V150L174 151H171V150H173V149H175V148H170L171 146H174V145H171L170 147L169 146H167L168 145V143L171 141V140H173L172 138H174L173 136H174V133H175V131H176V129L179 131V132H182V131H184V130H186V131H189V130H187L189 127H190V124L189 123H191L192 124V122H190L189 120H191V119H193V117L194 116H196L195 114H196V112L194 111V109H190L191 107H190V105H189V107H188V104H186V106H187V109L188 110H191V111H189V114H188V117H186L185 119H182V117H183V115H182V117H179L178 116V120H175L173 117H170L171 119H169V120H167V119H165L164 117H167V113L170 111H173V109L175 108V107H173V109H168L167 107H166V109H168L167 111L168 112H166L165 111V115L163 116V114L162 113H160V112H158V110L159 109H161L162 108V106H164V104H163V99H162V101H159V100H161V98L158 100L159 101V103L161 104V102H162V104H161V107H159L160 106V104H159V106H158V110H157V108L156 107H154V103H153V106H150V105H152V104H150L149 102H148V98H146V100H145V97H144V95H145V91H144V88H145V86H144V88H143V84H144V79H143V77H142V72H141ZM144 70H145V68H144ZM166 70V69H165ZM168 70V69H167ZM172 70V69H171ZM178 70V73H179V68L178 69H176V71ZM181 70V69H180ZM225 70V69H224ZM232 70H230L231 72H233ZM237 70H240V69H237ZM235 71V73H237V72H239V71ZM250 70V69H249ZM114 71V70H113ZM143 71V70H142ZM149 71V70H148ZM147 71V72H148ZM152 71V70H151ZM185 71V70H184ZM198 71V70H197ZM201 71V70H200ZM203 71V70H202ZM206 71V70H205ZM213 71V70H212ZM220 71V72H221ZM257 71V70H256ZM95 72V71H94ZM115 72V74H116V70L114 71ZM118 72H120V70L118 71ZM123 72V70L120 72V73H122ZM146 72V71H145ZM144 71H143V73H145ZM147 72H146V74H147ZM155 72H157V71H155ZM164 72V71H163ZM162 72V73H163ZM182 72V71H181ZM181 72H180V74H181ZM186 72H188V71H186ZM204 72V71H203ZM214 72V71H213ZM217 72V71H216ZM226 72V71H225ZM224 72V73H225ZM230 72V73H231ZM247 72V71H246ZM246 72L244 71L243 73L245 74V76L246 77H243V80H244V78H247V75H246ZM252 72V71H251ZM258 72H259V70H258ZM148 73H150V71L148 72ZM169 73V72H168ZM170 73H171V71H170ZM174 73V72H173ZM176 73V72H175ZM206 73V72H205ZM210 73V72H209ZM243 73H242V76H244L243 75ZM248 73V72H247ZM255 73V72H254ZM88 74V73H87ZM89 74H90V72H89ZM154 74V73H153ZM159 74V73H158ZM185 74V73H184ZM184 74H183V76H184ZM202 74V73H201ZM217 74V73H216ZM223 74V73H222ZM222 74H220L221 76H222ZM234 74V73H233ZM112 75H114V74H112ZM111 75V76H112ZM117 75H120V74H117ZM144 75V74H143ZM152 75V74H151ZM171 75V74H170ZM187 75H188V73H187ZM204 75V74H203ZM209 75V74H208ZM214 75V74H213ZM212 75V77H214ZM236 76H237V74H235ZM238 75H240V74H238ZM253 76V78H254V74H252ZM258 75L260 76V74L258 73ZM262 75V74H261ZM70 76V75H69ZM89 76H91V75H89ZM95 76V75H94ZM148 76H150V75H148ZM157 76V75H156ZM159 76V75H158ZM175 76V75H174ZM173 76V77H174ZM190 76V75H189ZM189 76H187V78L189 77ZM218 76V75H217ZM224 76V75H223ZM223 76H222V81L220 80L219 81V83L221 84V82H223ZM233 76V75H232ZM92 77V76H91ZM96 77V76H95ZM108 77V76H107ZM119 77L120 76H118V79H119ZM154 77V76H153ZM178 77V76H177ZM181 77H182V74H181ZM191 77V76H190ZM194 77V76H193ZM219 77V76H218ZM262 77V76H261ZM264 77V76H263ZM68 77L66 76V79H67ZM84 78V77H83ZM151 78H152V76H151ZM179 78H180V76H179ZM185 78V77H184ZM205 79V77L203 76V77H201V79ZM217 78V77H216ZM221 78V77H220ZM231 77H229L228 79H230ZM233 78H234V76H233ZM238 78H240L239 76H238ZM256 78V77H255ZM82 79V78H81ZM107 79V78H106ZM110 79H112V77L110 78ZM117 79V78H116ZM115 79V80H116ZM118 79H117V81H118ZM159 79V78H158ZM161 79V78H160ZM167 79H169V78H167ZM173 79V78H172ZM196 79V78H195ZM207 79V78H206ZM205 79V80H206ZM84 80V79H83ZM82 80V81H83ZM107 80H109V79H107ZM114 80V79H113ZM149 80V79H148ZM176 80H177V78H176ZM183 79H181V82H183L182 81ZM187 80V79H186ZM193 80V79H192ZM197 80H198V78H197ZM237 80H239V79H237ZM236 80V81H237ZM249 80V79H248ZM258 82L257 83H259V81H261V79L259 80V79H256ZM255 80V81H256ZM67 81H69V79L67 80ZM82 81H81V83H82ZM84 81H86V80H84ZM112 81V80H111ZM121 81V79L119 80V82ZM121 81V82H122ZM152 81H153V78H152ZM172 81V80H171ZM170 81V82H171ZM180 81V80H179ZM193 81H195V80H193ZM209 81V80H208ZM203 81V82H207V83H210V82H212V81ZM236 81H235V83H236ZM114 82V81H113ZM116 82V81H115ZM119 82H118V84H119ZM120 82V83H121ZM154 82L156 83V79H154ZM163 82V81H162ZM175 82V81H174ZM174 82H172V83H174ZM238 82V81H237ZM243 82V81H242ZM254 82V81H253ZM67 83V82H66ZM106 83H107V81H106ZM146 83V82H145ZM160 83V82H159ZM168 84H172V83H169V82H167ZM185 82H183V84H184ZM188 83V82H187ZM193 83V82H192ZM197 83V82H196ZM216 83V82H215ZM219 83H218V86H219ZM225 82H223L222 83V85L224 84ZM232 83V82H231ZM234 80H233V86L234 87H237V86H235L234 84ZM240 85H242L241 83H240V80H239V82H238ZM238 83H236V85L238 84ZM247 83V82H246ZM24 84V83H23ZM68 84V83H67ZM80 84V85H79ZM116 84H117V82H116ZM117 84V85H118ZM147 84V83H146ZM145 84V85H146ZM151 85H148L147 84V86H151L152 88H153V86L152 85H154L155 86V84L154 83H150ZM203 84V88H204V83H202ZM211 85H212V83H210ZM209 84V85H210ZM244 84V83H243ZM107 85H109V82H108V84ZM111 85V84H110ZM156 85H158V84H156ZM161 85L162 84H160V87H161ZM164 85V84H163ZM162 85V86H163ZM175 85V84H174ZM173 85V86H174ZM192 85H195V83L194 84H192ZM191 85V83H190V87L192 86ZM198 85V84H197ZM209 85H207L206 84V86L207 87H209ZM240 85H238V87L240 86ZM252 85V84H251ZM250 85V86H251ZM254 86L253 87H251V88H253V89H255L254 87H256L255 86V84H253ZM262 86L261 87H263V85L264 84H261ZM122 86V85H121ZM170 86V85H169ZM172 86V85H171ZM176 86H177V82H176ZM183 86H185V85H183ZM218 86H216V87H218ZM230 86V85H229ZM243 86V85H242ZM248 86V85H247ZM159 86H157V88H158ZM165 87H166V90H167V87L168 86H166L165 85ZM189 87V88H190ZM207 87H206V89L205 90H203V92L202 93H204V95H205V92L204 91H206L207 92ZM211 87V86H210ZM214 87V86H213ZM249 87V86H248ZM248 87H247V89H248ZM260 87V86H259ZM258 87V88H259ZM99 88V87H98ZM104 88V87H103ZM109 88V89H108ZM110 88L111 87H108L107 86V89L109 90V93H111L110 91ZM154 88H156V87H154ZM154 88H153V90H154ZM163 88V87H162ZM169 88V87H168ZM178 88H180V86H178ZM177 88V89H178ZM182 88V87H181ZM195 88V87H194ZM194 88H193V90H194ZM198 88L200 89V84H199V86H198ZM240 88V87H239ZM264 88V87H263ZM51 89V88H50ZM107 89H106V87H105V89L103 90V92H102V90H101V94H100V97L101 96H103V100H104V95L106 94V95H108V92L106 93V91H107ZM116 89V88H115ZM122 89H120L121 91H122ZM150 89V88H149ZM161 89V88H160ZM159 89V91L161 92V90ZM184 89V88H183ZM183 89H181L179 92H181V94H182V90ZM191 89V88H190ZM196 89V88H195ZM219 89H220V87H219ZM244 89H246V88H244ZM247 89L246 90H243L242 92H244V91H246V95L245 96H247ZM253 89H251V90H253ZM22 90V89H21ZM87 90V89H86ZM85 90V91H86ZM112 90H114V88L112 89ZM152 90V89H151ZM156 91H157V89H155ZM174 90V88L172 89V91ZM191 91L192 92V94L194 93V91H195V93H197V92H199L198 90L196 91V90H194V91ZM209 90V89H208ZM236 89H234V92H236L237 90H239V89H237L236 91H235ZM256 90V89H255ZM54 91V90H53ZM105 91V92H104ZM117 90H115V92H116ZM165 91V90H164ZM169 91V90H168ZM167 91V92H168ZM178 91V90H177ZM186 91V90H185ZM211 91H212V89H211ZM261 91H262V89L260 88V93H261ZM14 92V91H13ZM12 92V93H13ZM24 92V91H23ZM26 92V91H25ZM148 92H149V90H148ZM154 92V91H153ZM167 92H165V93H163V94H165V95H167L166 93ZM171 92V91H170ZM200 92V94L202 95V93ZM215 92H217V89H216V91ZM219 92V91H218ZM221 92V91H220ZM220 92H219V95H220ZM241 92V90H240V92L239 93H242ZM250 92V91H249ZM259 92V91H258ZM257 91L255 92L256 93V95H257V93H258ZM4 93H5V91H4ZM7 93H9L8 91H7ZM37 93V92H36ZM45 93V92H44ZM93 93V92H92ZM91 93V94H92ZM105 93V94H104ZM114 93V92H113ZM227 93V92H226ZM254 93V94H255ZM264 93V92H263ZM263 93H262V95H263ZM1 94V93H0ZM37 94H40L39 92L37 93ZM50 94V93H49ZM103 94V95H102ZM112 94V93H111ZM110 94V95H111ZM150 94V93H149ZM154 94H155V92H154ZM160 94V93H159ZM183 94H184V92H183ZM187 94H190V92L189 93H186L185 95H183L184 97H187ZM207 94V93H206ZM224 94V93H223ZM222 94V95H223ZM229 94V93H228ZM228 94H225V96L226 97H228L229 95ZM253 94V93H252ZM3 95H5V94H3ZM78 95V94H77ZM82 95V94H81ZM117 95V94H116ZM157 95V94H156ZM162 95V94H161ZM164 95V96H165ZM173 95H175V94H172V95H169V97L170 96H173ZM209 95V94H208ZM214 95V94H213ZM212 95V96H213ZM231 95V94H230ZM244 95V94H243ZM250 95H251V92H250ZM249 95V93H248V96H250ZM259 93H258V97H259ZM12 97H13V95H11ZM26 96V95H25ZM62 96H64V95H62ZM71 96V95H70ZM85 96V95H84ZM88 96V95H87ZM92 96H94V95H92ZM163 96V97H164ZM180 96V95H179ZM182 96V98L184 99V97ZM192 96H195V94L194 95H192ZM198 96V95H197ZM206 96V95H205ZM205 96H204V98H205ZM217 96V95H216ZM232 96V95H231ZM241 96V95H240ZM239 96V97H240ZM247 96V97H248ZM254 96V95H253ZM252 96V100L253 99H255V97H257V96H255V97H253ZM65 97V96H64ZM67 97H68V95H67ZM91 97V96H90ZM109 97V96H108ZM107 97V98H108ZM111 97V96H110ZM116 97V96H115ZM147 97H148V95H147ZM153 97V96H152ZM151 97V98H152ZM158 97V96H157ZM166 97V96H165ZM168 97V98H169ZM175 97V99H172L173 101H175V100H177L178 98H177V96H174ZM203 97V96H202ZM209 97V96H208ZM208 97H206V98H208ZM214 97H215V95H214ZM213 97V98H214ZM219 97H222V96H219ZM223 97H224V95H223ZM243 97V96H242ZM260 97H262V96H260ZM21 98V97H20ZM19 98V99H20ZM36 98H39V97H36ZM40 98H41V96H40ZM84 98V97H83ZM86 98V97H85ZM102 98V97H101ZM107 98L105 97V100H107ZM150 98V99H151ZM155 98V97H154ZM201 98V97H200ZM199 98V99H200ZM211 99V100H216V102H217V100H219L218 98L216 99V97L214 98V99ZM234 98H236V97H233V100H234ZM250 98V97H249ZM264 98V97H263ZM46 99V98H45ZM95 99V98H94ZM158 99V98H157ZM165 99V98H164ZM186 99V98H185ZM202 99V98H201ZM221 99L222 98H220V102H221ZM238 99V98H237ZM239 99H241V97L239 98ZM238 99V100H239ZM26 100H27V97H26ZM25 100V101H26ZM29 100H30V98H29ZM78 100V99H77ZM81 100H83V99H79V101H81ZM91 100H93V99H91ZM104 100V101H105ZM169 100V99H168ZM197 100V99H196ZM249 101H250V99H248ZM247 100V101H248ZM20 101H21V99H20ZM63 101V100H62ZM86 101V100H85ZM94 101V100H93ZM101 101V100H100ZM150 101H152V100H150ZM154 101V100H153ZM198 101V100H197ZM235 101H236V99H235ZM241 101L243 102V99H241ZM241 101H238V103L239 102H241ZM254 101H256V100H254ZM41 102V101H40ZM95 102H96V100H95ZM156 102V101H155ZM177 101H175V102H171L170 101V103L168 104L169 106H171V108H172V105L174 104V103H176ZM186 102V101H185ZM184 102V100L181 102H178V103H176L178 106H180V105H182L183 103H185ZM207 102H208V104L210 103V101H209V99H207ZM215 102V101H214ZM222 102H223V100H222ZM221 102V103H222ZM228 102V101H227ZM257 102H259V100L257 101ZM262 102H264V100L262 99ZM45 103V100L43 101V103L42 104H44ZM76 103V102H75ZM90 103V102H89ZM89 103H87V104H89ZM105 103H106V101L104 102V105H105ZM114 103V104H115ZM166 103V102H165ZM172 103V104H171ZM179 103H181L180 105H179ZM201 103H202V101H201ZM217 103H219V102H217ZM94 104V103H93ZM171 104V105H170ZM191 104V103H190ZM200 104V103H199ZM235 104V103H234ZM242 104H244V103H242ZM247 104V103H246ZM249 104V103H248ZM252 104V103H251ZM256 104V103H255ZM258 104V103H257ZM260 104V103H259ZM36 105V104H35ZM100 105H103V102L100 104ZM103 105V106H104ZM108 105V104H107ZM105 106V108H108L109 106ZM113 105V102H112V104L110 105V107ZM158 105V104H157ZM176 105V106H177ZM201 105V104H200ZM199 105V106H200ZM210 105V104H209ZM227 105V104H226ZM232 105H233V103H232ZM238 106H239V104H237ZM236 104L234 105V106H237ZM261 105V104H260ZM41 106V105H40ZM166 106V105H165ZM168 106V107H169ZM175 106V105H174ZM183 106H185V104H183L182 106H180V108L179 109H182L183 108ZM185 106V107H186ZM208 106V105H207ZM215 106V105H214ZM219 106V105H218ZM221 106H222V104H221ZM231 106V105H230ZM234 106H231V107H234ZM242 106V105H241ZM249 106V105H248ZM248 106H247V108H248ZM109 107V108H110ZM182 107V108H181ZM185 107L183 108L184 110H185ZM201 107H203V106H200L199 107V109H201ZM220 107V106H219ZM245 107V106H244ZM255 107V106H254ZM260 107V106H259ZM261 107H262V105H261ZM264 107V106H263ZM33 108H34V106H33ZM42 108H43V106H42ZM52 108V107H51ZM60 108V107H59ZM63 108H65V105H64V107ZM71 108V107H70ZM78 108V107H77ZM209 108V107H208ZM222 108H224L223 106H222ZM221 108V109H222ZM226 108V107H225ZM20 109V108H19ZM41 109V108H40ZM72 109V108H71ZM76 109V108H75ZM111 109V108H110ZM179 109H177L179 112H180V110ZM207 109V108H206ZM211 109V108H210ZM230 109V108H229ZM235 109H237L236 107H235ZM239 109H240V107H239ZM242 109V108H241ZM256 109H258V108H256ZM260 109V108H259ZM48 109H46V111H47ZM64 110V109H63ZM183 110V111H184ZM188 110H187V113H188ZM202 110V109H201ZM201 110H199V111H201ZM219 110H220V108H219ZM218 110V111H219ZM225 110V109H224ZM233 110V109H232ZM247 110V109H246ZM249 110V109H248ZM247 110V111H248ZM261 110H263V109H261ZM39 111V110H38ZM51 111H53V110H51ZM56 111H58V109L56 110ZM60 111V110H59ZM160 111V110H159ZM164 111V110H163ZM203 111V110H202ZM201 111V112H202ZM226 111V110H225ZM43 112V111H42ZM73 112H74V110H73ZM78 112V111H77ZM161 112H162V110H161ZM170 112L168 113L170 116H171V114H170ZM210 114V115H208V113ZM213 112V111H212ZM219 112H221V110L219 111ZM218 112V113H219ZM234 112V111H233ZM242 112V111H241ZM259 112H260V110H259ZM262 113H263V111H261ZM40 113V112H39ZM51 113V112H50ZM58 113V112H57ZM64 113H65V111H64ZM172 113V112H171ZM215 113H216V111H215ZM235 113V112H234ZM245 116H246V113H244V109H243V112H242ZM261 113V114H262ZM47 114H48V116H49V113H47L46 112V116H47ZM53 114V113H52ZM59 114H60V112H59ZM175 114V113H174ZM173 114V115H174ZM177 114V113H176ZM180 115H181V112L179 113ZM178 114V115H179ZM185 114V113H184ZM202 114V113H201ZM230 114V113H229ZM239 114V113H238ZM251 114V113H250ZM260 114V113H259ZM258 114V115H259ZM23 115H24V113H23ZM22 115V116H23ZM55 115V114H54ZM57 115V114H56ZM97 115V114H96ZM99 115V114H98ZM168 115V116H169ZM215 115H217V116H219L218 114H215ZM241 115V114H240ZM243 115V116H244ZM52 116V115H51ZM58 116V115H57ZM70 116V115H69ZM73 116V115H72ZM216 116V117H217ZM236 116V115H235ZM238 116V115H237ZM251 116V115H250ZM255 116V115H254ZM260 116H264V114L263 115H260ZM39 117V116H38ZM43 117V116H42ZM42 117H40V119H42ZM59 117V116H58ZM87 117V116H86ZM176 117H177V115H176ZM175 117V118H176ZM185 117V116H184ZM215 117V118H216ZM222 117L224 118V116L222 115ZM221 117V118H222ZM227 117H229L228 115H227ZM232 117V116H231ZM240 118H241V116H239ZM257 117H259V116H257ZM256 117V118H257ZM1 118V117H0ZM27 118V117H26ZM83 118H85V117H83ZM91 118V117H90ZM182 120H181V119ZM218 118V117H217ZM225 118H226V115H225ZM234 118V117H233ZM238 118V117H237ZM244 118V117H243ZM247 118H248V116H247ZM252 118V117H251ZM263 118V117H262ZM30 119V118H29ZM71 119V118H70ZM209 119V120H208ZM230 119V117L229 118H227V121ZM242 119V118H241ZM53 120V119H52ZM65 120V119H64ZM221 119L220 118H218V121H220ZM223 120H225V119H222L221 121H222V124H223ZM232 120V119H231ZM237 120V119H236ZM252 120H254V119H252ZM257 120V119H256ZM258 120H260V119H258ZM5 121H6V119H5ZM39 121V120H38ZM44 121V120H43ZM42 121V122H43ZM50 121V120H49ZM61 121V120H60ZM95 121V120H94ZM192 121H194V120H192ZM207 121H209V122H207ZM217 121V120H216ZM248 121H250V120H248ZM262 121H264V119H262ZM33 122H34V120H33ZM33 122H31V123H33ZM46 122V121H45ZM246 122H247V120H246ZM41 123V122H40ZM51 123H54V122H51ZM63 123V122H62ZM66 123V122H65ZM105 123H107V124H105ZM220 123V122H219ZM225 123V122H224ZM227 123V122H226ZM234 123H235V120H234ZM239 123V122H238ZM244 123V122H243ZM249 123V122H248ZM252 123V122H251ZM5 125V127L7 126L6 125V123L4 122V121H0V141L2 142V144H3V146L5 145V146H7L8 148L10 147H12L14 144H12L11 143V145H10V143H7L9 140L10 141H18V142H20L19 140H18V138H19V136L18 135H20V133L18 134V133H16V132H13L12 130H10V131H12L13 132V134H9L10 132L9 131H6L5 130V128H3L4 127V125ZM10 124V123H9ZM38 124V123H37ZM56 124V123H55ZM96 124H98L97 126H96ZM103 124V125H102ZM232 124H233V122H232ZM237 124V123H236ZM253 124H254V122H253ZM252 124V125H253ZM263 124H264V122H263ZM36 125V124H35ZM34 125V126H35ZM42 126H43V123L41 124ZM41 125L39 126V127H41ZM54 125V124H53ZM106 125H108L107 127H106ZM215 125H217V123H215ZM220 125H221V123H220ZM229 125V124H228ZM240 125H241V123H240ZM242 125H244V124H242ZM241 125V126H242ZM255 125V124H254ZM259 125H260V123H259ZM50 126V125H49ZM93 126V125H92ZM199 126V125H198ZM197 126V127H198ZM239 126V125H238ZM256 126H258V125H256ZM192 127H193V125H192ZM191 127V128H192ZM216 127V126H215ZM219 128H220V126H218ZM222 127H224V125L222 126ZM226 127H230V125L229 126H226ZM236 127V126H235ZM244 127V126H243ZM246 127V126H245ZM248 127H249V125H248ZM247 127V128H248ZM252 127V126H251ZM261 127V126H260ZM259 127V128H260ZM6 128H9L8 126L6 127ZM30 127H28V129H29ZM199 128H200V126H199ZM198 128V133H199V129ZM231 128V127H230ZM247 128H246V131H248L247 130ZM262 128H264V127H262ZM30 129H32V128H30ZM29 129V130H30ZM100 129V128H99ZM98 129V130H99ZM197 129V128H196ZM196 129H195V131H196ZM202 129V128H201ZM224 129H225V127H224ZM226 129H228V128H226ZM255 129V128H254ZM257 129H258V127H257ZM257 129H255V130H257ZM22 130V129H21ZM40 130V129H39ZM192 130H193V128H192ZM192 130L191 131H189L190 133L192 132ZM221 129H219V131H220ZM229 130H231V129H229ZM238 130V129H237ZM264 130V129H263ZM60 131V130H59ZM178 131H176L177 133H178V135H179V132ZM186 131L184 132L185 133V135L186 136H188V134L187 133H189V132H187L186 133ZM194 131V130H193ZM207 131V130H206ZM213 131H215L214 133H213ZM219 131H218V133H219ZM222 131V130H221ZM241 131V130H240ZM242 131H244V130H242ZM249 131H251V130H249ZM253 131V130H252ZM22 132V131H21ZM41 132H42V130H41ZM47 132V131H46ZM67 132V131H66ZM90 132V131H89ZM100 132V131H99ZM108 132V131H107ZM258 133H260L259 131H257ZM16 133V134H15ZM69 133V132H68ZM103 133H104V131H103ZM183 133V134H184ZM222 133V132H221ZM227 133V134H226ZM236 133V132H235ZM251 133H254V132H250L249 134H251ZM25 134V133H24ZM70 134V133H69ZM100 134V133H99ZM193 134V133H192ZM191 134V135H192ZM244 134V133H243ZM17 135V136H16ZM66 135H67V133H66ZM104 135H105V133H104ZM177 135V136H178ZM180 135H181V133H180ZM195 135V134H194ZM202 135H203V132H202ZM219 135L221 136V134L219 133ZM262 135V134H261ZM12 136V137H11ZM34 136H36V135H34ZM50 136V135H49ZM77 136V135H76ZM98 136V135H97ZM182 136V135H181ZM181 136H180V139H181ZM225 136H224V140L226 139L225 138ZM228 136V137H227ZM226 137L227 138H229L230 136L229 135H227ZM243 136V137H242ZM257 136V135H256ZM260 136V135H259ZM20 137L21 138H23V135L21 136L20 135ZM31 137H33V136H31ZM74 137H75V135H74ZM80 137V136H79ZM94 137V136H93ZM104 137V136H103ZM207 136H205V138H206ZM247 137V136H246ZM250 137V136H249ZM261 137V136H260ZM12 138V139H11ZM37 138V137H36ZM91 138V137H90ZM179 137H177V139H178ZM183 139H184V135H183V137H182ZM190 137L188 136V139H189ZM20 139V138H19ZM35 139V138H34ZM180 139H179V141H180ZM185 139H187L186 137H185ZM207 139V140H208ZM221 139V138H220ZM223 139V138H222ZM245 139V138H244ZM255 139V138H254ZM257 139V138H256ZM255 139V140H256ZM264 139V138H263ZM262 139V140H263ZM28 140V139H27ZM41 140H43V139H41ZM79 140H82V137H80V139ZM78 140V141H79ZM103 140V143H101V141ZM182 140V139H181ZM223 140V141H224ZM227 140V139H226ZM225 140V141H226ZM249 140V139H248ZM251 140V139H250ZM261 140V139H260ZM261 140V141H262ZM261 141H259V142H261ZM34 142H36V140L34 141ZM73 142V141H72ZM257 142V141H256ZM42 143V142H41ZM85 143V142H84ZM172 143H173V141H172ZM180 143V142H179ZM179 143H178V146H179ZM181 143H182V141H181ZM251 143H252V141H251ZM1 144V145H2ZM170 144V143H169ZM193 144V145H194ZM198 144H197V146H198ZM213 144L215 145V147H213ZM69 145V144H68ZM85 145V144H84ZM190 145H192V144H190ZM245 145V146H244ZM252 145V144H251ZM75 146V145H74ZM82 146V145H81ZM175 146H177V144L175 145ZM183 147H184V145H183ZM196 147V148H195ZM211 147H213L214 149H216V150H214L215 152H213V148H212V153L214 154L213 156H212V153H211ZM249 147V146H248ZM256 147V146H255ZM1 148V147H0ZM9 148V149H10ZM73 148V147H72ZM171 150H170V149ZM208 148L210 149V150H208ZM251 148V147H250ZM259 148V147H258ZM177 149H179V147L177 148ZM183 149V148H182ZM199 149H201V150H199ZM5 150V149H4ZM7 150V149H6ZM13 150V149H12ZM79 150H80V148H79ZM167 150V149H166ZM254 150V149H253ZM75 152H76V150H74ZM208 151H210V153L208 152ZM248 151V152H247ZM255 151V150H254ZM10 152V151H9ZM8 152V153H9ZM79 152H82V149L79 151ZM82 152V153H83ZM177 152V151H176ZM247 152V154L245 155V153ZM19 153H20V151H19ZM25 153V152H24ZM23 153V154H24ZM31 153V152H30ZM254 153V152H253ZM253 153H252V155H253ZM256 153V152H255ZM80 154L81 153H79V156L78 157H82V156H80ZM84 154V153H83ZM177 154V153H176ZM175 154V155H176ZM183 154V153H182ZM181 154V155H182ZM208 154V155H207ZM249 154H251V152L249 153ZM31 155H32V153H31ZM34 155V154H33ZM32 155V156H33ZM36 155H38V154H36ZM55 155V154H54ZM78 155V154H77ZM166 155H167V152H166ZM171 155V154H170ZM169 155V156H170ZM24 156H25V154H24ZM76 156V155H75ZM160 156V157H159ZM164 156V155H163ZM168 156V157H169ZM172 156V155H171ZM174 156V155H173ZM172 156V157H173ZM255 156H256V154H255ZM2 157V156H1ZM6 157V156H5ZM19 157V156H18ZM23 157V156H22ZM72 157V159H74V156H71ZM71 157H70V159H71ZM77 157V159H79ZM83 157H86V159H87V156H83ZM156 157V158H155ZM159 157V158H158ZM179 157V154H177V157L175 156V158H178ZM251 157V156H250ZM257 157V156H256ZM260 157V156H259ZM27 158V157H26ZM25 158V159H26ZM88 158V159H89ZM255 158V157H254ZM258 158V157H257ZM1 159V158H0ZM86 159H82V160H84L83 162L84 163H86V162H89L88 160L86 161ZM155 159H158V160H155ZM2 160V159H1ZM4 160V159H3ZM28 160V159H27ZM62 160V159H61ZM80 160V159H79ZM82 160H80V161H82ZM94 160V158L92 159V163L94 164V162H95V160ZM169 160V159H168ZM206 160H207V157H206ZM249 160H252V159H249ZM254 160V159H253ZM260 160V159H259ZM29 161V160H28ZM80 161H79V163H80ZM86 161V162H85ZM173 161V160H172ZM175 161V160H174ZM264 161V160H263ZM9 162V161H8ZM14 162V161H13ZM45 162V161H44ZM69 162V161H68ZM76 162H77V160H76ZM101 162V161H100ZM250 162H252V161H250ZM4 163V162H3ZM10 163H12V161L10 162ZM67 163V161H65V164ZM74 163H75V161H74ZM79 163H77L76 164V166L79 168V169H77V170H80L83 166V164L81 165V166H79L80 164ZM82 163V162H81ZM96 163V162H95ZM98 163V162H97ZM109 163V164H108ZM163 163V162H162ZM5 165H6V163H4ZM30 164V163H29ZM90 163H88V165H89ZM8 165V164H7ZM9 165H11L9 168H4V166H2L1 164H0V264H35V261H36V258H35V256L33 257V253L36 251V249L34 248V247H32V246H29V245H26L27 247H25V248H27L26 250L24 249V253H25V256H23L22 257V254L20 255L19 253L18 254H16V256L14 255V245H18L19 246V244H20V242H18V244H13V238L15 239V241H17V239L19 238V239H21V237L23 236V238H24V234H25V232H24V230H22L21 229V227H18L19 229H15L14 228V221L12 220L13 218H12V211H13V208H14V196H16V195H14V190H13V187H12V182H14L13 180H14V176H16V175H18V173H20L21 171H22V168H23V166L22 167H20V164H19V166L18 165H16V164H9ZM23 165V164H22ZM34 165V164H33ZM70 165V163L68 164L67 163V166L69 167V168H71V165ZM104 165V164H103ZM106 165V167L105 166H103V167H105V168H103V167H100L101 166V164L99 165H97L98 166V173L100 172L101 174H102V176H101V178L103 177V175L105 174V172H104V174L102 173L103 171H107V169L109 168L108 166ZM160 165V166H159ZM162 165H164V163L162 164ZM169 165V164H168ZM168 165H167V167H168ZM179 165H177V166H179ZM199 165L197 166L198 168H199ZM204 165V163L202 164V166ZM262 165V164H261ZM25 164H24V171H22V172H25V170H27L28 172H30L29 171V169H31L32 167H30V165H29V167H28V169L26 168L25 169ZM166 166V165H165ZM249 166V167H248ZM258 166V165H257ZM6 167V166H5ZM81 167V168H80ZM86 166L84 165V168H82V169H84V170H82L83 172L86 170V171H88L86 168H85ZM99 167H100V169H102V170H100L99 171ZM108 167V168H107ZM196 167V166H195ZM88 169H89V167H87ZM169 168V167H168ZM192 168V169H191ZM199 168V169H200ZM72 169H75L74 167L72 168ZM162 169V170H161ZM190 169V170H189ZM198 169V170H199ZM46 170V169H45ZM166 170V171H165ZM171 170V169H170ZM172 170H174L175 171V169H172ZM182 170V171H183ZM26 171V172H27ZM85 171V172H86ZM164 171V172H163ZM169 171V170H168ZM174 171H172V173L174 172ZM182 171H180L181 173H182ZM189 171V172H188ZM194 171V170H193ZM196 172H197V169L195 170ZM27 172V173H28ZM66 172H68V171H66ZM69 172H72V171H69ZM81 172V171H80ZM79 171H78V173H80ZM84 172V173H85ZM95 172H97V171H95ZM108 172V171H107ZM108 172V173H109ZM166 172V173H165ZM171 172V171H170ZM256 172V171H255ZM74 173V172H73ZM97 173V174H98ZM100 173L98 174L99 175V177H100ZM164 173V174H163ZM23 174V173H22ZM199 174V175H200ZM21 175V174H20ZM69 175V174H68ZM106 175V174H105ZM178 175H179V173H178ZM185 175V174H184ZM23 176V175H22ZM65 176V175H64ZM86 176V175H85ZM107 176V175H106ZM152 176H153V179H152ZM171 176H172V174H171ZM179 176H181V175H179ZM186 176H189V175H187L186 174ZM29 177V176H28ZM62 177H63V174H62ZM69 177H71V176H69ZM91 177V176H90ZM90 177L88 178L89 180H92V178L90 179ZM159 177V176H158ZM182 177H183V174H182ZM190 177V176H189ZM188 177V178H189ZM198 177V178H197ZM21 178V177H20ZM24 178V177H23ZM22 178V179H23ZM68 178V177H67ZM168 178V177H167ZM178 178V177H177ZM184 178V177H183ZM186 178V177H185ZM30 179V178H29ZM32 179H34V178H32ZM40 179V178H39ZM60 179V178H59ZM159 179V178H158ZM43 180V179H42ZM68 180V179H67ZM71 180H72V178H71ZM101 180V179H100ZM105 180V179H104ZM151 180H152V182H151ZM154 180V181H153ZM161 180V181H160ZM160 180H158V182L159 183H157V184H159L160 185V183L162 182V183H164V181H162L163 180V178L162 179H160ZM171 180V179H170ZM183 180H185V179H183ZM191 180V181H192ZM29 181V180H28ZM35 181H37V180H35ZM55 181V180H54ZM70 181V180H69ZM84 181H85V179H84ZM93 181V180H92ZM181 181V180H180ZM30 182V181H29ZM95 182V181H94ZM101 182H103V180H101ZM184 182V181H183ZM36 183V182H35ZM63 183H64V181H63ZM72 183L73 182H71L70 181V183L69 184H71V185H69L67 188L69 189V187L70 186H72ZM77 183V182H76ZM91 183V182H90ZM166 183H169L168 184V186H166ZM181 183V182H180ZM16 184V183H15ZM21 184H24V182L23 183H20V185ZM25 184H28V183H25ZM37 184V183H36ZM35 184V185H36ZM86 184H87V181H86ZM93 184V183H92ZM185 184V183H184ZM188 184V183H187ZM191 184V183H190ZM55 185H58V184H56L55 183ZM94 185V184H93ZM158 185V186H159ZM170 185V186H169ZM180 185V184H179ZM189 185V184H188ZM187 185V186H188ZM31 186V185H30ZM88 186V185H87ZM157 186V187H158ZM162 186H163V184H162ZM161 186V187H162ZM183 186H185V185H183ZM182 186V187H183ZM19 187H21V186H19ZM26 187V186H25ZM45 187V186H44ZM60 187H62L61 185H60ZM73 187H75V184H74V186ZM73 187H72V190H73ZM79 187V186H78ZM92 187H94V186H92ZM97 187V186H96ZM96 187H94V188H96ZM156 187V186H155ZM181 187V186H180ZM179 187V188H180ZM194 187V186H193ZM31 189H32V187H30ZM54 188V187H53ZM94 188H93V190H94ZM188 188V187H187ZM33 189H34V187H33ZM52 189V188H51ZM107 189V190H108ZM29 190V189H28ZM53 190H55V191H57L56 189H53ZM92 190V191H93ZM105 190V189H104ZM159 190V189H158ZM157 190V191H158ZM48 191V190H47ZM46 191V192H47ZM54 191V192H55ZM73 191H75V190H73ZM95 191H96V189H95ZM94 191V192H95ZM156 191V192H157ZM40 192V191H39ZM59 193L61 192L60 190L58 191ZM68 192V191H67ZM76 192V191H75ZM79 192V191H78ZM105 192V191H104ZM37 193H38V191H37ZM50 193V192H49ZM51 193H52V191H51ZM72 193V192H71ZM84 193V192H83ZM97 193H98V191H97ZM15 194H16V192H15ZM21 195L23 194V193H20ZM33 194V193H32ZM53 194V193H52ZM51 194V195H52ZM55 194V193H54ZM93 194H95L96 195V192L95 193H93ZM107 194H108V192H107ZM57 195V194H56ZM69 195H70V193H69ZM80 195H81V193H80ZM83 195V194H82ZM81 195V196H82ZM101 195V194H100ZM104 195H105V193H104ZM110 195V194H109ZM19 196V195H18ZM58 196V195H57ZM60 194H59V198L58 199H61L60 198ZM72 196V195H71ZM79 196V195H78ZM85 196V195H84ZM22 197H24V195H22L21 196V198ZM38 198V202L37 201H35V205H36V202H37V204L38 205H42V201L44 200V199H48V198H50V196H48V197H43L44 199L42 200V198H41V196H36V194H35V198ZM39 197L41 198L40 200H39ZM52 197V196H51ZM63 197V196H62ZM66 197V198H65ZM64 198L65 199H67V201L66 200H64V198L63 199H61V201L62 200H64V202L66 201V203H67V205H66V207H64V208H67V206L68 207H70V201H69V197H68V195L67 196H65ZM75 197V196H74ZM88 197V196H87ZM87 197H82L81 199H80V203H81V201L84 203V201H87L88 202V200H87ZM92 197V196H91ZM158 197V196H157ZM16 198V197H15ZM25 198V197H24ZM55 198H56V196H55ZM95 198H97V197H95ZM103 198H105V197H103ZM103 198L101 199L102 201H103ZM108 197H106L105 199L106 200H104V201H106L105 202V204H104V201L103 202H101V203H103L104 204V206L103 207H105V205H107L108 204V202L109 203H111L110 201H107V199H109ZM52 198H50V199H48V201L49 200H51ZM54 199V198H53ZM58 199H56V201L58 200ZM109 199V200H110ZM34 200H37V199H33V201ZM55 200V199H54ZM53 200V201H54ZM74 200H77V198L76 199H73V203H74V205H73V207L71 208V212L75 209V202L77 203L78 201H75L74 202ZM92 200V199H91ZM100 200V199H99ZM111 200V201H112ZM30 201V200H29ZM45 201V200H44ZM59 201V200H58ZM57 201V202H58ZM98 201V200H97ZM161 201H162V199H160V202H159V200H158V202H159V204H161ZM164 201H162V203L164 204ZM47 201H45L44 203L47 205V203H46ZM63 202V201H62ZM87 202H85V203H87ZM40 203V204H39ZM56 203V202H55ZM59 203V202H58ZM79 203V204H80ZM107 203V204H106ZM31 204V203H30ZM53 204V203H52ZM61 204V205H60ZM60 204H58L59 205V207L58 208H61V206H64V205H62V203H60ZM64 204V203H63ZM82 204V203H81ZM32 205V204H31ZM31 205H29L30 207H31ZM45 205V206H46ZM77 205V207L76 208H79L78 207V204H76ZM86 205H88V203L86 204ZM92 205V204H91ZM91 205H90V208H91ZM102 205V204H101ZM109 205L111 206V204H108L106 207H108L109 209H111V207H109ZM143 205V207H138V206H142ZM148 205V207H150V209H152L153 208V206H152V208H151V206H149ZM162 205V204H161ZM28 206V207H29ZM45 206H43V208H45ZM83 206V205H82ZM46 207H49V206H46ZM56 207V204H55V206H54V208ZM94 207V206H93ZM134 207H136V208H138V209H135ZM192 209H191V208ZM26 208V207H25ZM34 208V207H33ZM57 208V209H58ZM74 208V209H73ZM139 208H142V209H140L139 210ZM148 209V211L149 212H145L144 210H146L147 211V209ZM160 208H162L161 210H163V206H161ZM160 208H159V210H160ZM171 208H172V210H171ZM57 209H55V211L57 210ZM69 209V208H68ZM67 209V210H68ZM73 209V210H72ZM81 209V208H80ZM131 209H132V211L133 212H135V210L136 211H138L139 210V212H135L134 214L131 212V214H130V211H131ZM134 209V210H133ZM189 209H190V211H192L193 210V212H194V214H193V212H190L189 213ZM35 212L33 211L32 212V214H33V217L35 216L34 214H38L37 213V207L35 206ZM118 210V211H117ZM167 210H169V209H167ZM14 211H16L15 209H14ZM77 211V215H76V213H74V211L72 212V214H75L74 216L77 218L76 219V226L78 227V225H80L81 226V221H83V219H82V217H81V214L84 212V217L88 214V216H89V214H91V212H92V210L90 209V210H88V213H85V211H80V210H78V209H75V212ZM80 211V212H79ZM91 211V212H90ZM97 211V210H96ZM165 212H166V209L164 210ZM19 212V211H18ZM17 212V213H18ZM90 212V213H89ZM160 212V211H159ZM42 213V212H41ZM40 213V214H41ZM66 213V212H65ZM109 213V212H108ZM107 213V214H108ZM148 213H151V216H149L148 215ZM19 214H20V217H22L23 215L25 216L26 214H23L22 216H21V213L19 212ZM18 214V215H19ZM30 214H31V212H30ZM31 214V215H32ZM43 214V213H42ZM45 214H49L48 212H45ZM92 214H93V212H92ZM191 214H193L194 215V217H197V220L194 218V220L191 218ZM28 215H29V213H28ZM27 215V216H28ZM30 215V216H31ZM44 215V214H43ZM53 215H55V214H53ZM96 215V214H95ZM94 214H93V216H95ZM98 215H100V214H98ZM104 216H105V214H103ZM45 216H47V218H48V216H50L49 217V219H51V217L52 218H54L55 219V217L56 216H58V215H56V216H51L50 214L49 215H45ZM74 216H72V218L71 219H73V218H75ZM110 216V215H109ZM190 216V217H189ZM37 216H35V218H36ZM39 217H41V216H39ZM67 217V216H66ZM79 217H81V218H79ZM96 217V216H95ZM139 218L140 217V219H134V218ZM162 217V218H161ZM24 218V217H23ZM32 218V217H31ZM43 218V217H42ZM68 218V217H67ZM97 218H98V216H97ZM96 218V219H97ZM32 219H34V218H32ZM41 219V218H40ZM53 219V221L54 222H56V219L54 220ZM57 219L59 220V216L57 217ZM79 219H81L80 221H79ZM86 219H88L87 217H86ZM95 219V218H94ZM95 219V220H96ZM106 219V218H105ZM44 220V219H43ZM79 221V223H78V221ZM112 220H114V217L112 218ZM134 220H136V221H134ZM164 220V219H163ZM163 220H161V221H163ZM34 221H35V219H34ZM45 221H46V219H45ZM52 220H50V221H48V223L50 222V223H52V225H54L53 224V221L51 222ZM73 221V220H72ZM193 221H194V223H193ZM58 222H60V221H58ZM74 222V221H73ZM96 222V221H95ZM35 223H36V221H35ZM46 222H44V224H45ZM75 223V222H74ZM87 223V222H86ZM109 223V222H108ZM115 223V222H114ZM29 224H32V221L29 223ZM41 224H43V222L41 223ZM41 224H38V225H40L41 226ZM88 224V223H87ZM112 224V223H111ZM119 224H121V223H119ZM16 225H17V223H16ZM51 224L49 225V226H51L50 227V229H52L53 228V226H52ZM58 225H60L59 223H58ZM86 224H83L82 226H85ZM36 225L34 224V227H35ZM40 226H38L39 227V229H41L40 228ZM45 226L47 227V224H45ZM55 226H56V223H55ZM79 226V227H80ZM103 226V225H102ZM101 226V227H102ZM122 226V225H121ZM31 227V226H30ZM33 227V226H32ZM38 227L36 228V229H38ZM43 227V226H42ZM59 226H57V228H58ZM69 228H68V233H69V229H70V226H68ZM74 227V226H73ZM97 228V226L96 225H94L93 223H91V221H90V224L88 225V227H87V233H94L93 231H94V228ZM116 227V226H115ZM56 228V227H55ZM60 228V227H59ZM31 229V228H30ZM45 229V227H43V230ZM77 229V228H76ZM76 229H75V232H76ZM100 229V228H99ZM108 229V228H107ZM33 230V229H32ZM46 230V229H45ZM45 230H44V232H45ZM56 230V229H55ZM54 230V231H55ZM59 230V229H58ZM77 230H79L80 231V228L79 229H77ZM81 230H84V229H82L81 228ZM41 231L42 230H40V232L39 233H41ZM57 231V230H56ZM60 231V230H59ZM108 231V230H107ZM115 231V232H114ZM43 232V231H42ZM43 232V233H44ZM49 232V231H48ZM47 232V233H48ZM81 232H84L85 233V231H80V233ZM99 232H100V230H99ZM3 233H10V235H7V236H9V238H7L6 236L4 237V235H3ZM15 233H18L19 235H17V237H16V234ZM59 233V232H58ZM57 233V234H58ZM70 233H71V235H72V233H73V231H72V229H71V231H70ZM97 233V232H96ZM20 234H21V237H20ZM31 234V233H30ZM69 236L70 238L69 239H71V237L72 236ZM110 235V234H109ZM111 235H113V234H111ZM110 235V236H111ZM52 236V235H51ZM13 237V238H12ZM54 237V236H53ZM83 237V236H82ZM95 237H96V235H95ZM114 237V236H113ZM26 238V237H25ZM77 238H78V236H77ZM9 239V240H8ZM85 239H87V238H85ZM93 239H94V237H93ZM112 239H114V238H112ZM112 239H110V240H112ZM57 240V239H56ZM66 240V239H65ZM65 240H63V241H65ZM90 240V239H89ZM105 240V239H104ZM109 240V239H108ZM109 240V241H110ZM15 241H14V243H15ZM19 241V240H18ZM81 241V240H80ZM101 241V240H100ZM103 241V240H102ZM109 241L107 242V241H105V243H109ZM68 242V241H67ZM71 242V244H74V245H71V249H73V250H75L76 252H74V254L75 253H77V252H79V250H80V248H79V246L77 245L78 243H76V241L75 242H72V241H70ZM69 242V243H70ZM82 242V241H81ZM96 242V241H95ZM17 243V242H16ZM22 243V242H21ZM89 243V242H88ZM103 243V242H102ZM101 243V244H102ZM110 243H111V241H110ZM30 244V243H29ZM90 244V243H89ZM130 244L131 245H128V247H127V249L125 250V252H124V254L126 255V258H130L129 260H131V261H137L138 262V264H142V261H141V257H142V254H143V246H142V244L141 243H136V242H130ZM70 245V244H69ZM94 245V244H93ZM104 244H102V246H103ZM116 245H119L118 243L116 244H111L110 245V247H109V245H108V247H109V249H108V247L106 248L107 250H105V251H102V253L100 252V262H102L104 259H107V258H111V256H113V255H115V253L117 252V251H119V250H121V249H118L117 248V246ZM49 246V245H48ZM46 247V248H44L45 249V254H44V258H43V261H47V262H51V258H52V256L51 255H53V257L56 255L55 253H53L52 254V248H56V246L55 247H52V248H50L51 246H49V247ZM83 246H85V245H83ZM98 246V245H97ZM155 246V247H154ZM22 249H23V245L22 246H20ZM19 247V248H20ZM29 247V248H28ZM105 247V246H104ZM103 247V248H104ZM142 247V248H141ZM17 248V247H16ZM20 248V249H21ZM58 248V247H57ZM83 248H85V247H83ZM82 248V249H83ZM101 248V247H100ZM63 250V249H62ZM66 250H67V248H66ZM70 250V249H69ZM158 250V251H157ZM166 250V251H167ZM64 251V250H63ZM83 251V250H82ZM85 251H86V249H85ZM84 251V252H85ZM157 251V252H156ZM20 253H23L22 251H19ZM54 252H55V250H54ZM72 252V251H71ZM121 252H123V250L122 251H119V253H121ZM144 252H145V250H144ZM163 252V251H162ZM59 253V252H58ZM86 253V252H85ZM55 254V255H54ZM73 254V253H72ZM73 254V255H74ZM80 254V253H79ZM79 254H77V255H79ZM18 255V256H17ZM24 255V254H23ZM61 255H62V253H61ZM72 255V256H73ZM58 256V255H57ZM57 256H56V258H55V260L57 259ZM69 256V255H68ZM73 257H75V256H73ZM81 257V256H80ZM79 257V258H80ZM114 257V256H113ZM48 258H50V259H48ZM65 258H66V255H65ZM70 258V257H69ZM79 258H77L78 260H80ZM86 258V257H85ZM54 259V258H53ZM52 259V260H53ZM62 259V258H61ZM61 259H58V260H60L61 261ZM68 259V258H67ZM66 259V260H67ZM87 259V258H86ZM85 259V260H86ZM103 259V260H102ZM54 260V261H55ZM82 260V261H81ZM81 264H82V262L84 263V257H83V259L81 258ZM87 260H89V259H87ZM140 260V261H139ZM63 261H64V259H63ZM68 261V260H67ZM79 261V262H80ZM90 261V260H89ZM149 261H150V263L149 264H154V262L152 261V260H150L149 259ZM53 262V261H52ZM51 262V263H52ZM65 262V261H64ZM64 262H63V264H64ZM73 262V261H72ZM75 262V261H74ZM50 263V264H51ZM66 263V262H65ZM91 263H92V261H91ZM48 264V263H47ZM53 264V263H52ZM58 264H60V263H58ZM77 264V263H76Z\"/></svg>",
  "mask_w": 264,
  "mask_h": 264
}]
</instances>
